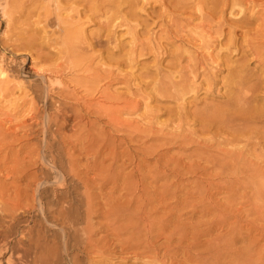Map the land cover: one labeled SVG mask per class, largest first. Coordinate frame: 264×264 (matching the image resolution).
Instances as JSON below:
<instances>
[{"label":"bare ground","instance_id":"obj_1","mask_svg":"<svg viewBox=\"0 0 264 264\" xmlns=\"http://www.w3.org/2000/svg\"><path fill=\"white\" fill-rule=\"evenodd\" d=\"M41 1H43V0H41ZM139 1H142L141 3L144 4V3H149L150 0H44L43 2H40V0H27L28 5H29V9L25 13V16H24V15H22L24 13V10L22 9V11H20L19 9H16V7L21 6V7H19L20 9L21 8H24L25 1L24 2L23 1L22 2H19L17 0H0V8L2 10L1 12L3 14V18H5V19L8 18L9 21L19 20V23L21 22V24H19V25H21V26H22V22H23V20H21V16H24V17L27 18L28 16L31 17L32 14H34V13L37 12V15L38 14L39 15L42 14V17L43 18L41 16L40 17L43 19V21L45 23H49L48 22L49 19L52 18L51 15L52 14L55 15L54 17L56 19V27H57V29H55L56 28L55 26L53 28L54 30L53 29H50L49 28L50 26L52 27L53 25H55V22H54V24H53V21H52V23L50 22L51 24L49 23L50 26L48 27V29H50L52 31H50V34L47 35L48 40L47 41L46 40L45 41L42 40V41L46 42V44L47 43L50 44V46H51L53 43H58L61 40L58 44H55V45H59L60 46L59 47V51H58V49H56V51L59 52L58 54H61V55L63 54L64 57L67 58V60H65V58H63V56H62V59H64V61L63 60L60 61V62H64V63L66 61L67 66L66 67H63L62 66L63 65L62 63H61L62 65H56L58 63H56V64L53 63L55 65H51L49 63L51 65L50 67L48 66L47 68H42L41 66H38L39 69H36V70L34 69L36 71V73H38L39 75L42 74V75H40V76H42V81H43V78H46V80L44 79L45 81H43L46 84V86H45L44 83H43V85L46 87V92H45V88H44V92L46 94L45 96L48 95L47 94L48 93L47 92L48 87L55 85V86L58 87V89L56 91H57V94L59 95V97H63V98H66L68 100H71V104H72V101L76 102L77 103V106H79V107H77V110H79V109L81 111L83 109H85V110L86 109L92 110L93 112H91V113H93V115L94 114L99 115V114H101V112H103L104 114H107L106 117H108V119H107L108 121H106V123H104V124H107L108 123L111 126V129L114 130V132H118V131H121V130H123V131L126 130V131H124V132H126V134L128 133V131L132 132V134L129 133L127 135L124 133L125 134V135L123 134L125 136L124 138H126V136H127V138L130 139L129 141L131 142V144L132 143L133 144L135 143L136 145L137 144L138 145L140 144L137 147H140L138 149H139V151H141V154L142 153L143 154H146V155L149 154V155H151L152 157L155 158V161H153L154 162V164H153L154 167L153 168L152 167L151 168H146V167L149 166V163H148V165L144 166L145 165L144 162H147L146 159H142V160L136 161V157H134L135 155H131L130 152H129V149H128V151H124L123 150V146L124 145L121 144V146H119V149H120V147H122V152L121 153L120 152L118 153V151L115 150V147L116 146L112 148L113 145L111 144L112 146H110V144H108L106 142V144L103 146L104 148H102L101 146L100 147L102 149H104L103 151H108L109 152V156H108L107 153L103 154L105 156H108V158L110 159V161H108L109 164H107V165L104 164L105 157H103V155H102L103 151L100 154H98L99 151H101V148H100V150L97 149L98 150L97 153H96L97 150L94 148L96 151L93 152V149H91L92 150L91 152L96 153V155H98V158L100 157V155H102V158H104V159L102 161V159L100 158L101 159L100 160L101 163H100V161L98 159V162L100 164H97L96 163V161H95L96 159L94 161H92V163H90L91 165L85 163V165L87 164L86 167H85L87 169V171L83 172L81 170V168L78 167L79 166V165H77L78 163L76 162L77 164H75V162H73V159H72L71 155L69 153H67L66 156H67L68 162H67V165H66L65 162H64L66 160H64L63 161L64 162V165L68 166V174H70L73 177L72 179H74L75 182H77L78 184H80L82 188L78 185V189H79V187L81 188L80 190H78L75 186H73L72 187V191H68V192L66 191L68 193V195H66L67 193L65 195H62L63 194L62 192H61L62 194H60L59 192L55 191V192H53V198L51 197L52 200L50 202L48 200V204L46 203V205H45V206H48V207H46V209L49 210L50 213L52 214V215H49L50 217L52 216V219H51L52 221H50V223L52 225L51 224L50 225L52 227L53 226L59 227L60 232L62 233V235L64 237V241H63L64 242V247L67 248V247H74V246H76L78 248V250H77L76 253H73L72 255L71 254L70 255L67 254V260H66L67 263L66 264H109V263H111L110 261L108 263V260H109V258H111V256L109 257L106 254L107 250L111 246H109V243H108V241L106 242V240H105V243L103 242V244L101 245V242L104 239H110L109 236L110 237L112 236V238H111L112 242L110 243V245L116 244V243L119 244L118 246H120V249H118V247L116 248V249H118V251H120L122 253H128V255H130V256L132 255V257H133L134 260H136V261L138 260V262L140 261L142 264H150V263L164 264L165 263V262H163V259L162 258H161L162 260L159 258L160 257L159 256L160 251H156V247L155 246L157 244L156 245L154 244V240L152 238L153 236L151 237V233H152V231H153V233H155V230L157 229L156 230L157 231L156 233L158 235H164V233L166 231L165 230L166 227L164 225L162 226L160 224L157 225L155 223V221H152V220H151V222H148L147 223V219H148V217L150 215L149 216L148 215L147 216L146 215H143L142 216L143 213H141V216H137L136 211L140 207H135L134 206L135 208H132V210H130V211L133 212V214L132 213L131 214H125L124 211H123V209L120 207L121 205L118 206L120 204V196H118V195L116 196V194H115V192L117 190L119 191V188L121 186L123 187V189L125 187H128V189L133 187L132 189H134V187L137 186L138 192H140L139 196L141 195L142 197L141 196L140 197L141 198H144L145 202L143 200L142 201L144 203H147V205H148V203H164V202H166L167 198L168 199L171 198V197H168L169 196L168 194H169V192L171 191L172 188L174 190V192H173V194H174V202L173 203H176V207H177V210L179 212H180L179 207L180 206H183V204L185 205V203H189L188 205L191 206V203L192 204L193 203H196L195 207H196L197 212H198L197 214H199V217H200V218L199 217L198 218L201 219V222H200V220L198 222H200L201 224L202 223H204V224L206 223V225H207V226H205L203 224L204 227H206V228L202 229L200 232H196V233H199V236H200L199 239H201V236L202 237H205V235H209V234H206L209 231H210V233H212L213 230L216 227H222V228L224 227L225 230H226V232L224 233V235L220 239L212 240V239H209L210 236H208V238H206V240L209 239L207 242L206 241L201 242V240L203 238L200 241H198V244L196 243V241H197L198 238H196V240L194 241L195 244H197L196 246H199L198 248H200V252L198 253V258H199V260H202L203 262L206 261L205 264L208 262V259L210 261V259L213 258V257L214 258H217V259H220L221 258L223 260L232 261V262H234V264H236L235 261H237V264H264V110L260 108L261 105H257L256 104V106H254L255 103L253 102V101L256 102L257 100L261 99V97H260L261 96L260 95L261 93H259L260 90L258 91L259 94L256 93L257 92L256 91V92L250 93L249 95H248V92L249 91H247V92L244 91V89H245L244 88V85L249 80H252L251 79V76L253 77V74L252 75L249 74V73L247 74L246 71H245V68H243V66H236L235 65V66H232L231 67L230 65L225 64L226 63V61H225V63H222V64L226 67V71L227 72L226 71L225 72L227 74L225 73L226 76H223L224 77L223 80L220 81V82H222V84H220L221 85V88H224V91L222 92V94L225 96L224 101H222L221 104L218 103L219 104V105L217 104L218 106L208 105L207 103H205V101L204 102L202 101L204 104L202 103V105H201L199 103L201 105V107H199V108L196 107L193 110H190V108H188L189 106L188 107H185V105H186L185 103H184L185 105L183 104V102H184V100H185V98H186L187 95H189V94L191 95V93H192L195 96V94L197 95L198 91L201 89L202 84L201 83H197L196 84V81L195 80L201 79L200 82L202 81V82H204V84H206V87L202 88L203 91H208V92H210L209 90L214 89L218 85V83H219L218 80H216V79H218L216 76L219 73L218 74L212 73L211 70H209V65L212 64V63H214V65H215L216 59H219V61H222V60H220V58H218L220 56V54H222V53L218 52L220 50H218V51L216 50L217 53H215L216 52L215 51L214 52L215 54H213V51H214L213 49L214 48H213L212 37H211L212 34L217 35V38H220V37H224L225 36L226 32L225 33L223 32V28L221 27L222 26L221 23L219 21H217V25L215 27H212L211 25H207V29L206 30H204V26H202V25L199 26L200 28L197 31L199 42H196V43H198V46H197L196 49L191 50V52L193 51V54L192 55H190L191 54V52H190L189 53L190 56H186V57H188L186 64H184V65H182L183 63L181 64V60H183V58H184L185 55H183L184 53L182 54L181 51H183V50L180 49L181 51H179V52H181V53H178V54L176 53L177 55L175 57L174 56H171L172 57V60L170 59L171 61H169V63L166 66H164L167 69V71H168L167 73L168 74L167 75H164V74L159 75L162 72L157 73V75H159V76H157V78H155L156 80L155 79H152V80H154V81H151L153 84L150 83V82L146 83L148 85H149V83L151 84L152 90L155 92L156 95H158V96L160 95V97L161 96L162 97L163 96L164 97L167 96V97H170V98L174 99V101H177V102L180 101V103H182V104H180V106L178 108L175 107V109H177V110H172L173 112L170 111V114L172 113L171 116L168 113L169 114V117H170L169 122L162 123V122H159L158 121L159 123L157 124V121H156V124H154V125H156V126L159 125V127H156L157 129H154L155 126L153 128H152V126H149V123H151L150 121H153V120L155 121V119H153V118H151L153 120H151L149 118L150 121H148V125L147 126H141L142 124L139 123L140 121L138 122L139 124H135L136 122H133L134 124L132 123L133 124L132 125L131 123L126 122L125 120L124 121L122 119L120 120L119 116L122 114L121 111H123L125 109H127V110H129V109L130 110H135V107L137 105H131L132 102L131 103L128 102L130 100L125 101L126 99L121 104L118 100H121V102H122V100H123L122 98L119 99V97L118 98L115 97L112 93H110V92L108 93V91H106L104 89L103 90L100 89L101 82H103V80H106L107 78H109L111 75H114V73L112 74V72H113V71H111L112 69L110 70V67L111 66H108L109 69L107 67H104V68H107L108 70H106V69L103 70V68H101L102 70L101 69H99V70H95L94 69L95 71H93V70H91V68H93V67L90 68L89 66H86V64L84 65V62H85L84 60L87 58V57H85L87 55V53L84 54L85 51H86L85 48H87V49L88 48L93 49L97 45H101L103 43L104 44H106V43L110 44L113 41L112 40V39H114L113 38V35L116 32L114 29L115 28H118V26H122L123 24L124 25L126 24V26L129 24L127 22L128 20L127 19H126L127 21L125 20V16L126 15L132 16L134 14L133 13L134 12V8L136 6H138ZM18 2H19V4H18ZM243 3H245V5L247 3V6H248V4H250L251 6H254L255 3H256V0H168L167 5L166 4L163 5V9H164V13L165 12H168V14H170V15L172 14V17L169 18V21L171 23L175 24L176 23V19H175L176 18V11H185L186 12L187 9H190V12H191V11H193L192 9H193L194 6H198L197 7L198 8L197 10L199 11V15L198 16L203 21H210L213 18L211 15L214 14V13H217V12H220L221 15H223L228 8L230 9L229 10L230 11L229 13H232V12L235 11L237 13V15L238 14L240 15V13H241V14H243L245 16L244 10H240L239 9L240 8V5H242ZM76 4H79L80 6L79 5L76 6ZM205 5L208 6V7H206L208 9V13L207 14L206 13L205 14L203 13L204 6ZM14 6H16V7H14ZM98 6H101V7L108 6V9H106V12L107 13L110 12L111 14L108 15L109 17L105 15V17H107L105 19L106 20L105 23L104 24H101L100 23L101 26L96 30L97 31V33L95 34L96 36L94 35V33L92 34V37H93V35H94V37L92 39H90V40H93L94 39V41L93 42H88L87 43V46H85L84 43H83V41L85 40V38L82 35L83 29L80 28V27L77 29L75 27V25H74L75 24L74 23L75 21L73 23L71 22L72 21L71 19H73L74 17L71 18V19L69 18L71 16L70 13L73 12V11H75V14L76 15L73 14L74 12L72 14L74 16H77L78 19L76 17L75 18H76V21L79 23L80 22L79 10L81 12L82 9L83 10L85 9V10H87L89 12V16H91L92 14L95 13L94 10ZM123 6H125V7L127 6V8H125L126 9L125 12H123ZM237 7H239L238 8L239 11L236 10ZM171 8L173 10H170ZM194 9H196V8H194ZM245 10H246V8H245ZM62 11L64 13H66V16H67V13H69V16H67L68 19L66 17L63 18V19L66 18L67 19V20L65 19L66 21H64L63 19H61L62 17L60 18V16L62 15L60 12H62ZM95 11L97 13V10H95ZM40 12H42V13H40ZM239 15H238V17H239ZM89 16H87V17L89 18ZM87 17L85 18L86 20H87ZM35 18H36V14H35ZM41 18H39V20ZM242 18H245L246 19V17H241V18H238L236 21L237 22H243L244 20H242ZM23 19H25V18H23ZM39 20H37V21H39ZM246 20H248V18ZM247 22H246V24H247ZM249 22H250V20H249ZM12 23H13V21H12ZM34 23H35V21H34ZM39 23H40V21H39ZM39 23L37 22L36 23V26ZM45 23L43 24L44 27H45ZM261 23L262 22L260 21V24ZM205 24H207V23L205 22ZM246 24L245 23L243 25L240 24V26L243 27ZM262 25H263L262 31L261 30H258V29L261 28L260 26H259L260 28H257L256 30L260 31L263 34L264 33V23ZM10 26H12V25H10ZM34 26H35V24H34ZM160 26L163 27L164 24H160ZM8 27H9V25H8ZM44 27H43V29H45ZM229 27H228V29H229ZM13 28H12V30H13ZM17 29H18V27H17ZM34 29H35V27H34ZM34 29H33V31H35ZM40 29H42V28H40ZM48 29H47V31H49ZM232 29H234V28H232ZM9 30H10V28H9ZM162 30H163V28H161V31ZM195 30H196V27H195ZM230 30H231V27H230ZM25 31H27V29ZM130 31H133V30H130ZM227 31H229V30H227ZM247 31L249 32V30H247ZM38 33H40V32H38ZM229 33H230V35H229L230 37L229 38L227 37L228 36L227 34L225 36V37L228 38L226 40L228 42L227 43L226 42H223V43H226L225 45H223L224 46L223 49L224 50H228V51L230 50V48L232 46L236 47V45H237L236 44L237 43L236 42L237 39H235L236 38V35L233 34V31L232 30L229 31ZM251 33L249 32L248 33V36H249V34L251 35ZM253 33H255V32H253ZM14 34H16V33H14ZM43 34H46V32H44ZM55 34H59V35H56L55 36ZM231 34L234 35L235 37L234 36H231ZM16 35H21L20 34V31H19V34H16ZM34 35H35V33H34ZM34 35H30V36L28 35L29 36V39H27L25 37L27 40H26V42L23 40L24 41L23 43H20V42H22L20 40H19L20 42L16 43L15 45H14V41L15 40L11 41L13 44L11 42H9L8 44L11 43V45H10L11 48L9 47V45L7 46V45H4V43H3V45H4V46H2L3 48L7 46V47H9L11 49V51H9V53H8V50L6 49L7 47L5 48L7 51L3 50V52H1V48H2L1 45L2 44L0 45V95L1 94L2 95H6V93L9 95V93L7 92L10 89L9 88V85L13 84L12 81H15V78L13 80H11V76L13 77V76L17 75L18 78L22 79L21 77L23 75L21 77H19V76L21 75L20 74V71H23V68H24V66H21L20 64H19L20 65V68H18L19 67V65H18V67H17L18 69H15V67H13L14 70H13V68L10 67V65H7V66L4 65V66H2V60L6 56L5 54H8V55L9 54H12V55L18 56V53L14 54L15 51H18L21 48H23L25 50L31 48V47H28V46H31L33 43L35 44V42L37 41L36 36H34ZM135 35H136V32H135ZM135 35H133V38H134ZM9 36H10V33H9ZM9 36H8V38H9ZM24 36L25 35H22L20 37L23 38ZM40 36H41V33H40ZM245 36L246 35H244V37ZM256 36H260V33H257L256 35H253V36L251 35L247 39L245 38L244 42L247 44L248 48H244V50L245 49H248V51H244L242 49V52H249L252 55L254 54L259 59L261 57L264 58V48L261 47V45H260L261 42H260V44L258 42H255L256 41V38H255ZM15 37H17V36H14V38ZM20 37H19V39H20ZM58 37H62V38L57 42V38ZM40 38H38L39 41H40ZM43 38H45V37H43ZM237 38H239V36ZM261 38L262 37H260V39ZM10 40H12V39H10ZM134 41H136L135 38H134ZM138 41H140V40H138ZM220 41H221L220 43H222V40H220ZM156 44H154L152 42H148V43H145L144 42L143 43V41L142 42H138V43L135 42V43H133V45L131 44L132 47H130L131 54H129V58H128L129 61H131L133 63L135 61V59L137 58V56H144L145 54L150 53V50H154V49L157 50L158 47L161 48L160 46H158ZM240 44H241V42H240ZM35 45H37V44H35ZM42 46H44V45H42V43H41L38 47L41 49ZM240 47H241V45H240ZM218 48L220 49L219 46L217 47V49ZM32 49H29V50H32ZM34 49H35V47H34ZM36 49H38V48L36 47ZM231 50H233V49H231ZM239 50H241V49H239ZM39 51L40 50H38V52ZM237 51H238V49H237ZM25 52H22L21 51L20 56L21 55H27V54H25ZM38 52L36 54L34 53V55H37ZM176 52H178V51L176 50ZM32 53H30L29 55H31ZM229 53H232V51L229 52ZM89 54H90V52H89ZM240 54H238V56ZM39 55L40 56H43V55L45 56V54L42 55V52H39ZM91 55H90V57H91ZM31 56L33 57V55H31ZM46 56H47V54H46ZM109 56H110V59L109 60H112L113 59L112 57H114L113 53L112 54H109ZM240 56L242 58L244 57L243 54L240 55ZM59 57H61V56H59ZM227 57H229L228 54H227ZM227 57H226V59H227ZM49 58L46 57V59H48V60H49ZM121 58H123V57H121ZM237 58H236V60H237ZM6 59H7V57H6ZM12 59L9 58V62L7 61L8 64L11 63V62H13ZM23 59H24V57H23ZM86 60H88V59H86ZM90 60L92 61V59H90ZM114 60H115V58H114ZM239 60L242 61V59H239ZM246 60H247V58H246ZM118 61H120V60L118 59ZM183 61H185V60H183ZM234 61H235V59H234ZM238 61H237V63H239ZM243 61H245V57H244ZM248 61L249 60H247V62ZM24 62L25 61H23V63ZM44 62H46V61H44ZM88 62H87V64H88ZM114 62H113V65H114ZM227 62H228V59H227ZM247 62H245V63H247ZM23 63L21 62V64H23ZM118 63H121V62H117V64ZM229 63H231V62H229ZM237 63L235 62V64H237ZM122 64H123V62H122ZM241 64H243V62H241ZM34 65L37 66L36 64H34ZM34 65H33V67H34ZM115 65H116V63H115ZM129 65H127V66H129ZM96 66L98 68L101 65H99V66L96 65ZM96 66H95V68H96ZM224 66H222V67H224ZM245 66L247 67V65H245ZM65 68L67 70L71 71L70 73H73L71 75V77L69 78V80L67 79L68 81L61 80V79L64 78L63 76H62L63 78H56V77H52V78L48 77L47 78V77H45L43 75V73H50V74H53V75L54 74H57V73H62L64 70H66ZM116 68H119V67H116ZM214 70H216V67H215ZM217 71L219 72L220 70L217 69ZM185 72H187V73H185ZM76 73H80V75H83V76H80L79 74H76ZM25 74H28V73H25ZM29 74H30V72H29ZM84 74H87V75L84 76ZM30 75H32V74H30ZM173 76H176L177 79L176 80H173ZM190 77H191V80H190ZM255 77H257V76H255ZM65 79L66 78H64V80ZM115 79H116V77H115ZM115 79H113V80H115ZM28 80H32V79L29 78ZM33 80H35V79L33 78ZM254 80L256 82L258 80V78L254 79ZM107 81H108V79H107ZM252 82H249V85H250V83L252 84ZM20 83H23V82L20 81ZM28 83H30V82H28ZM33 83H35V82H33ZM70 83L72 84V86L76 87V90L80 89L82 91V92L80 91L81 94L83 93V94H85V96H91L92 97V95L94 96L95 94H98L99 100L96 98L97 101L92 102V98L93 97L91 98V101H88L87 97H86L87 101L84 100L82 97H80V95H79L80 93L78 94L79 96L77 95V93L74 90V88L73 89H70L69 88L71 86ZM69 84H70V86H68ZM247 84H246V86H247ZM253 84L257 87V86H259L258 84H260V81H258V84H257V82L256 83H253ZM43 85H42V87H43ZM104 85H106V84H104ZM13 86H15V84ZM16 86H17V84H16ZM149 86H148V88H149ZM10 87H12V86H10ZM101 87H103V86H101ZM218 87H220V86H218ZM250 87H252V86H250ZM28 88L29 87H27V89ZM35 88H33V89H35ZM247 88L249 90V87H246V90H247ZM261 88H263V87H261ZM19 89H21V88H19ZM36 89H38V88H36ZM253 89L254 88H252L251 90H253ZM29 90H30V88H29ZM42 90H43V88H42ZM217 90L219 91L221 89L217 88ZM255 90H258V89H255ZM10 91L11 90H9V92ZM24 91L25 90H23V94H24ZM37 91H35V93ZM40 91L41 90H39V92H38V96H41L42 95V94L39 95ZM32 92H34V91H32ZM25 93H26V91H25ZM29 93H31V92H29ZM151 94L152 93L150 92V95ZM26 95H28V94H26ZM32 95H30V97ZM82 96H84V95H82ZM147 96H148V98H150L149 97V94ZM147 96H145V97H147ZM5 97L8 98V96H5ZM153 97L155 98V95L152 96V98ZM32 98H33V96H32ZM63 98H61V99H63ZM148 98H146V99H148ZM213 98H215V97H213ZM34 99L35 98H33L32 100H34ZM39 99L38 100L35 99L36 102L37 101H40ZM203 99H205V98H203ZM46 100L44 99V101H46ZM149 100H151V99H149ZM64 101H66V100H64ZM185 101H187V100H185ZM28 102H27L28 105L30 103H32V102H30V103H28ZM50 102H51V100H50ZM59 102H61V101H59ZM177 102H176V104H177ZM39 103L40 102H38V104ZM44 103H46V102H44ZM52 103L53 102H51L50 104H52ZM144 103H146V102H144ZM186 103H188V102H186ZM133 104H134V101H133ZM138 104H139V102H138ZM62 105H64V104H62ZM62 105H60V107L61 108H64ZM67 105H68V103L67 104L65 103V106H67ZM257 106H260V107H257ZM29 107H30V105H29ZM46 107H47V105H46ZM60 107L58 106L57 108H60ZM33 108H34V106H33ZM42 108H40V109H42ZM47 108H49V107H47ZM75 108H73V109H75ZM27 109H28V107H27ZM36 109L38 110L39 107L36 108ZM33 110H35V109H33ZM59 110H61V109H59ZM7 111H8V109H7ZM53 111L56 112L55 110H53ZM71 111H72V109H71ZM26 112L23 111V113H26ZM120 112H121V114H120ZM88 113H90V112H88ZM72 114L73 113H71L69 115H72ZM75 115H76V113H75ZM78 115H79V112H78ZM24 116H26V115H24ZM62 116H64V115H62ZM151 116H152V114H151ZM151 116H149V117H151ZM26 117H28V115ZM37 117L38 116H36V118ZM76 117H77V115H76ZM81 117L82 116L80 114V118ZM99 117L101 118L102 116L99 115ZM43 118H44V116H43ZM53 119H55V118H53ZM81 119H83V118H81ZM190 119L193 120V121L191 120L192 122H196L198 124V128H199V129H197L198 131H201V132H204V133L209 134V137L208 138H205V139H203L204 137H201L202 139H199V138L198 139H194V136L193 135H190V133H189L190 131L187 132L190 129L189 125H187L189 128H184L185 127L184 124H188V121ZM4 120L2 119V121H4ZM76 120H77V118H76ZM37 121H38V118H37ZM63 121H64V119H63ZM191 121H190V123H191ZM0 122H1V120H0ZM26 122L27 121H25V123ZM62 122H60V123L62 124ZM64 122H67V121H64ZM84 122L85 121H82V123H84ZM91 122H93V121H91ZM91 122H89V123L90 124H94V126H95V123L96 122L95 123H91ZM25 123H23V121H22L21 124L23 125ZM28 123L30 124V122H28ZM76 123H77V121H76ZM82 123H81V126H82ZM196 123H195V125H196ZM1 124H2V122H1ZM64 124H67V123H64ZM44 125H45V123H44ZM62 125H59V126H56V127H58V129H60V128H62ZM83 125H85V124H83ZM152 125H153V123H152ZM170 125H171V128H168V127H170ZM3 126H4V124H3ZM30 126H27V127H30ZM39 126H40V124H39ZM190 126H192V125L190 124ZM24 127H26V125H24ZM42 127H44V126H42ZM102 127H103V130H104V126H102ZM32 128H34V127H32ZM65 128L66 127L62 128V129H65ZM108 128H110V127H108ZM1 129H2V127H0V131H1ZM47 129H49V128H47ZM58 129L56 128V131ZM71 129H72V127H71ZM73 129H76V127H73ZM82 129H83V127H82ZM25 130H27V129H25ZM78 130H80V129L78 128ZM83 130H84L83 132H88L89 129L87 131H85V129H83ZM106 130H107V128H106ZM29 131H31V129ZM40 131H41V129H40ZM76 131H77V129H76ZM192 131H194V129ZM51 132H52V130H51ZM101 132H103V131H101ZM107 132H108V130H107ZM2 133H5V132H2ZM2 133H1V135H2ZM12 133H11V135H9V133L7 135H9V137L10 136H14V135H12ZM44 133H45V131H44ZM65 133L66 132L64 130V133L63 134H65ZM108 133H111V132L109 131ZM193 133L195 134V132H193ZM73 134L76 135L77 133L75 132ZM119 134H120V132H119ZM4 135H2V136H4ZM7 135H5V136H7ZM77 135H79V134H77ZM85 135L86 134L83 135L84 138H85ZM95 135H97V134H95ZM104 135H105V132H104ZM198 135L200 136V134H198ZM2 136H0L1 142L3 140L1 138ZM16 136H15V138H16ZM51 136H54V135L51 134ZM65 136H63V137L65 138ZM81 136L82 135H80V137ZM107 136L109 137L110 135L107 134ZM59 137H62V135L59 136ZM76 137L77 136H75V139H76ZM133 137H135V138H133ZM5 138H8V137H5ZM102 138H103V136L101 137V139ZM110 138H112V137H110ZM90 139H91V137H90ZM104 139H105V137H104ZM135 139H138V140H135ZM65 140L66 141L68 140L67 137H66ZM65 140H64V142H65ZM111 140L114 141V138L111 139ZM76 141H77V139H76ZM82 141L83 142H79L78 141V143H81L82 145H84L83 143H85V142H84V140H82ZM96 141H99V138ZM117 141H119V140L117 139ZM122 141H124V140L122 139ZM149 141H151L152 144ZM173 141H174V143L177 142V141H179V142H181L184 145L187 144V145L192 146V148H190L192 150V152L188 153V155L186 156V160L187 161L186 160H183L182 158L180 159V158H177V157H175V158L174 157H172V158H170V157L166 158L165 157L166 154L165 155L162 154L163 152L160 153L161 148H163L164 146L170 144V142L173 143ZM243 141L245 142V144L239 146V144L241 142H243ZM124 142L127 143V139ZM124 142H123V144H125ZM45 143H46V141H45ZM73 143H75V142H73ZM73 143H72V145H73ZM155 143L157 145H154ZM158 143H160V144H158ZM178 143H177V145H178ZM92 144H97V143L94 142ZM92 144H90L87 148L94 147V145L92 146ZM97 145L99 146L100 144H97ZM114 145H117V144H114ZM29 146H26V147L29 148ZM34 146H33V148H34ZM37 146H38V144H37ZM60 146H62V145H60ZM73 146H75V145H73ZM170 146L172 147L171 144H170ZM170 146H169V148H170ZM57 147L59 148V145ZM82 147L83 146H81V148ZM42 148L44 149V147H42ZM83 148H85V147H83ZM22 149H23V147H22ZM22 149L20 148L18 151H21ZM54 149H56V148H54ZM31 150H33V149L31 148ZM47 150H46V152H47ZM50 150H51V148H50ZM58 150H61V148L58 149ZM74 150H73V152H74ZM0 152H1V150H0ZM23 152H30L31 153L33 151H30V149L28 151H25V149H24ZM39 152L40 151H38L37 156H38ZM91 152L90 153L87 152V153L88 154H91ZM5 153H7V152H5ZM17 154H15L16 155V159L18 158V155L19 154H20L19 158H21V153L19 152V154L18 155ZM26 154H24V155H26ZM65 154H66V152H65ZM82 154L85 155V153H82ZM27 155L29 157L30 154H27ZM32 155L33 154L30 155L31 156V159L30 160L33 159L32 158L33 157ZM3 156H0V157L3 158ZM23 156H22V158H25ZM79 156H81V155H79ZM93 156H94V154H93ZM13 157L15 159V156L14 155H13ZM44 157H45V154H44ZM75 157H76V154H75ZM85 157H86V155H85ZM124 157L126 159H123ZM148 157H150V156H148ZM2 158H0V159H2ZM51 158H53V157H51ZM58 158H59V156H58ZM108 158H107V160H108ZM45 159H47V157ZM76 159H77V157H76ZM7 160L10 161L11 159H7ZM7 160H5V161H7ZM15 160H14V162H15ZM17 160H16V163H17ZM22 160H24V159H22ZM25 160H26V158H25ZM30 160L28 159V161H30ZM37 160H38V158H37ZM61 160H59V161H61ZM81 160H83V159H81ZM81 160H80V162H81ZM91 160H93V159H91ZM119 160L121 161V163L120 164H117V162ZM21 161L18 162V164H17L18 167L22 164ZM59 161L57 160V163H59ZM125 161L127 163H125ZM184 161H186V162H184ZM14 162L12 163V164H14L13 165V171L15 169L14 166H16ZM32 162H31L30 165H34V164H36V162H38V164H40L39 161H33L32 160ZM6 163L7 162H5V164ZM19 163H20V165H19ZM23 163H24V161H23ZM55 163L56 162H54L53 160H50V161L48 160V163H46V165H47V167L51 171H54V170L56 171L55 168L57 167L56 166L57 163L56 164ZM60 163H62V162H60ZM82 163H84V161L81 162V164ZM5 164L2 165V166L4 167ZM24 164H22V166ZM44 164L45 163H43V165ZM127 164L128 165H132V164L134 165L132 167L131 171L129 170L130 172L128 171V168H127L128 173H126V170H125L126 169L125 166ZM26 165H27V163H26ZM36 165H34V166L36 167ZM27 166L25 168L28 169L29 167H27ZM59 166L62 168L63 165L62 166L59 165ZM18 167L16 166V169ZM20 168H22V167L20 166ZM25 168L23 166V169L24 170H25ZM85 168H82V169H85ZM23 169H21V170H23ZM62 169L64 170V172H62L63 171ZM62 169H60L62 171L60 172L59 178L56 177V179L54 181H49V177L50 176H48V175H45L44 176L43 174H40V176H39L38 175V172H34V170L31 173H28L27 172L26 174H24L25 176H27V179H26V181H23V180L22 181L23 182H26V183H24V185H26L27 187H29L28 185L31 182H35V183L37 182V185L36 186H38V189L40 188L39 190H41V192L50 183H54V185L55 184H59V185H57L58 187H55L56 189L59 188V187L62 188L64 186V182H62V181L64 180V176L63 175L65 173V169L64 168H62ZM4 170H5V168H4ZM17 170H20V169H17ZM58 170L59 169H57V171ZM89 170H91V171H94V170L96 171L97 170L98 175L96 177H92V176L91 177H88V171ZM40 171H44V169H42ZM45 171H47V170H45ZM124 171H125L126 174L124 173ZM17 172L15 170L14 171V174H16ZM183 172H185V173H183ZM19 173H20V171H19ZM95 173H93L92 175H94ZM171 173L174 174L173 175L174 180H173L172 177L171 178L169 177V175ZM186 173L187 174H192V176H193V173L194 174H197V178L193 182V184L196 187V189L194 190V192H193V189H192L191 192L189 190L190 194L191 193L192 194L189 195V193H188L189 196L187 198L185 197L183 199L182 198V195H181L182 190H183V188H185L186 190L188 189V186H187V188L185 187L186 186L185 184L187 183V181L184 184L183 183V179H182V175H185ZM45 174H47V173L45 172ZM66 174H67V172H66ZM20 175H18V176L19 177H21V176L23 177V175H21V176ZM183 177H185V176H183ZM194 178H188V179H192L193 180ZM19 179H21V178H19ZM169 179H171L172 181H170ZM24 180H25V178H24ZM27 180H28V182H27ZM51 180H52V178H51ZM161 180L162 181L164 180V182H161ZM189 183L190 182H188L187 184H189ZM67 186H70V185H67ZM26 188L24 190L22 188V191H24V193H25ZM29 188H31V187H29ZM29 188H27V189L29 190ZM60 188H59V190H60ZM67 188H65V189H67ZM106 188L108 189V191L106 190ZM46 190H48V188ZM69 190H71V189H69ZM31 191L29 193H28V191H26V193H28L30 195H33ZM187 192H188V190H187ZM26 193H25V195L23 194L24 197L26 196ZM35 193H37V192H35ZM44 193H46V191ZM129 193H131V192H129ZM184 193L185 192H183V194ZM2 194L3 193L1 192L0 198L2 197V199H3L4 196H2ZM132 194H134V193H131V195H129V196H131L130 199L127 197L129 199V202H131L133 200V195ZM218 194H221V195L223 194L222 196H218L219 198L222 197V201L220 200L221 198L219 199L217 197ZM34 195H37V194H34ZM40 195H43V193L40 194ZM51 196H52V194H51ZM30 197H33V196H27V200H29ZM51 198H49V199H51ZM39 200H40V198H39ZM39 200H37V201H39ZM31 201L29 203H31ZM140 201L141 200H139V202ZM7 202L8 201H6V203ZM25 202H26V200H25ZM50 203H52V204L54 203L53 208L49 207V206L52 205V204L50 205ZM73 203L74 204L75 203H78V204H77V206H74ZM166 203H168V201ZM181 203H183V204L181 205ZM38 204L41 206V209H39V210H42V211H45L46 210L45 207L43 206V203H40V202L38 203L37 202V205ZM136 204L138 205L137 202H136ZM31 205H32V203H31ZM134 205H135V203H134ZM20 206L23 207V210H25L24 209V206H28V204L27 205L24 204L23 206L22 205H20ZM132 206H133V204H132ZM172 206H174V205L172 204ZM11 207H12V205H11ZM186 207H188V206H186ZM5 208H7V207H5ZM27 208L28 207H26V209ZM136 208H138V209L136 211H133V209L135 210ZM167 208H168V206H167ZM181 208L184 209V207H181ZM159 209H161V208H159ZM174 209H173V211H174ZM9 210H11V208L8 209L7 211H9ZM161 210H163V209H161ZM152 211H153V209H152ZM152 211H150V212L152 213ZM163 211H165V210H163ZM194 211H196V210H194ZM24 212L25 211H23V213ZM48 212H47V214H48ZM134 212H135V214H134ZM159 212H156V213L159 214ZM39 213H41V211ZM98 213H100L102 215L103 222L101 223L98 220V222H97L98 224L97 223L94 224L92 222V218L94 217L93 215H95V214L99 215ZM138 213L140 214V212H138ZM156 213H155V215H156ZM163 213H165V212H163ZM163 213H162V215H163ZM8 214H9L10 220H15L16 217H17L16 216L17 214L15 215V214H13V212H9ZM32 214H34V212L31 213V215ZM47 214H46V211H45V214L44 215H47ZM181 214H184V212L181 213ZM36 215H37V211H36ZM41 215H42V213H41ZM162 215L160 213L158 215V217L159 216H162ZM191 215H192V213H191ZM34 216H35V214H34ZM91 216H93V217H91ZM151 216H152V214H151ZM171 216H172V214H171ZM184 216H186V215H184ZM158 217H156V218H158ZM175 217H177V215ZM179 217H180V214L178 213L177 223H175L177 225L176 226L177 228L175 227L176 228L175 230H178V231H176L177 232V235L176 236H178L179 234H181L180 231H182V230H180V226H181V223H183V222H181L183 219L180 221V219L178 220ZM207 217H210V218L208 219ZM241 217H245V219H247V220H245V219L242 220ZM46 218H48V216ZM181 218H183L182 215H181ZM204 218H205V220H203ZM206 218L208 219V221L206 220ZM232 218H234L233 221H231ZM240 218L242 220V224H243V222L246 221L244 223L247 226V228H246L247 232L246 233L244 232V230L242 231L243 228L245 229V226L244 227H238L237 226V224L241 221ZM32 219L36 220V218H32ZM149 219H150V217H149ZM40 220H41V218H40ZM196 220H197V218L195 219V221ZM42 221L43 220H41V222ZM94 221H97V220H94ZM175 221H176V219H175ZM175 221H173V222H175ZM184 221H185V219H184ZM34 222H38V221H33V223ZM163 222H164V220H163ZM30 223H32V222H30ZM39 223H40V221H39ZM39 223H38V225H39L40 228L35 227L37 225L33 226V225L30 224L31 227L33 226L36 229L35 230V236H34L35 238H33V236H32V234H33L32 233L33 232L32 229H27L26 232L23 231V232H25L24 235L27 236V238H25V240L27 239L28 240V243H33L34 250H32V251H30L32 249L31 248L32 246L31 247L26 246L25 242L23 244V241H22V243L20 244L19 247L11 246L10 245V242H5L6 237H4V235H3V243L6 246V248H8V250H9V256H8V258L6 260V263L7 264H50V261H49L50 258L48 259V256H47V249H48V245L47 244H48V242H46L47 243L46 244L45 241H44V239L42 238L44 235H41V234H42V232H44V230L42 232L40 231V229H41V226H40L41 223L40 224ZM186 223H184L185 225L183 224L184 228H187V227H185V226H187ZM258 223H260V224H258ZM96 224L98 226L100 225L101 228H104V231H105L104 234L105 235L102 236L103 235L102 234L101 235V238H97V237L95 238L94 237V235H95L94 233H95L96 228H97ZM146 224L148 225L147 227L145 226ZM187 224L189 226V223H187ZM190 224H193L195 228L197 227V226H195L196 224H194V220ZM142 225H144V226H142ZM168 225H170V224H168ZM95 226H96V228H95ZM191 226H189V227L191 228ZM202 226H200V227L202 228ZM171 227H174V226H171ZM181 228H182V226H181ZM192 228H193V226H192ZM55 230H56V228H55ZM167 230H169V227H168ZM188 230H190V229H188ZM48 231H49V229H48ZM52 231H53V229H52ZM215 231H216V229H215ZM186 232H187V229H186ZM190 232H191V230H190ZM51 233H53V232H51ZM148 234H149V236H148ZM189 234H191L190 236L193 235L192 233H189ZM98 235L100 236L99 233H98ZM158 235H156V237H159ZM182 235H184V234H181V236ZM6 236H7V234H6ZM187 236H189V235H187ZM194 236H196V234H194ZM176 238L177 239H180L181 237L180 238L176 237ZM192 238H193V236H192ZM192 238H190V241L192 240ZM154 239H155V236H154ZM187 239H189V238H187ZM27 240H26V242H27ZM71 240L73 241V243L70 242ZM60 241H62V240L60 239ZM187 241H186L188 243L187 245H189L190 244V241L189 240H187ZM63 242H62L61 245H63ZM182 242H185V240L183 239ZM238 242H241L243 244L246 243V245L241 244L242 247H240V245L237 244ZM56 243L57 242H55V244ZM167 243H169V242L167 241ZM235 243L238 245L239 248L235 249V247H233V245ZM106 244L108 245V247H106ZM99 245H101V246H99ZM160 245H161V243H160ZM182 245H184V243ZM173 246L175 248V245H173ZM186 246H182V247H185L186 248ZM193 246H194L195 249L197 248V247H195L194 243H193ZM193 246H189L190 249ZM202 246L205 247V248L203 249ZM56 247L59 248L60 246H56ZM51 248H53V247H51ZM55 248H53V249H54L55 252H57ZM114 248L115 247H113V249ZM194 248H192V251H193ZM53 249H52V251H53ZM178 249H180L179 246L176 249V252H177ZM195 249H194V251H195ZM185 250H187V249H185ZM54 251H53V253L48 254V255H51V257H52V255L55 256V252ZM90 251H92V253H90V255L93 254V255L96 256V254L99 253L97 255H98V257H100L102 259V261L101 260L98 261L99 259L98 260H93L92 257H91L92 255L91 256H88ZM161 252H162V250H161ZM172 252L173 251H171V250H165L164 249V251L162 253H163V256L165 257L166 255H169V256L172 255V254H170ZM184 252L187 253L186 251H184ZM128 255H126V257ZM45 256H47V257H45ZM82 256H84L83 258H85V261L82 259ZM112 256H113V254H112ZM114 256H116V255H114ZM196 256H197V253H196ZM126 257L125 258H122V259L125 260ZM180 257H181V251H180ZM193 257H195V256H193ZM94 258H96V257H94ZM118 258H120V256L117 257L116 259H118ZM127 258H130V257H127ZM189 258H190V255H189ZM198 258L195 257V259H197V260H198ZM53 259L55 260V257ZM164 259L166 260V258H164ZM178 260H180V259H178ZM106 261H107V263H106ZM113 261H112V263H113ZM172 261H173V258H172ZM52 262L53 261L51 260V264H52ZM215 262L217 263V260ZM59 263H61V262H59ZM119 263H121V262H118V264ZM170 263H171V261H170ZM212 263L213 262H211V264ZM218 263H219V261H218ZM199 264H201V263L199 262Z\"/></svg>","mask_w":264,"mask_h":264},{"label":"rangeland","instance_id":"obj_2","mask_svg":"<svg viewBox=\"0 0 264 264\" xmlns=\"http://www.w3.org/2000/svg\"><path fill=\"white\" fill-rule=\"evenodd\" d=\"M17 1H19V2H24L25 1V4H24V8H19V7H21V6H18V7H16V6H14V7H16V9H19L20 11H22V9L24 10V13L22 14V15H24L25 16V13L28 11V9H29V5H28V2H27V0H17ZM44 1V0H43ZM43 1H41L40 0V2H43ZM19 2H18V4H19ZM142 1H139V4H138V6H136L135 8H134V14L132 15V16H128V15H126L125 16V20L129 23L127 26H126V24L124 25H122V26H118V28H115L114 30L116 31L115 32V34L113 35V38L115 39H112L113 41L110 43V44H108V43H106V44H101V45H97L96 47H94L93 49H91V48H85L86 49V51H85V53L84 54H86L87 53V55L85 56V57H87L86 59H88V60H84L83 62H84V65L86 64V66H89L90 68L91 67H93V68H91V70H93V71H95V70H99V69H101V68H103V70H108L109 68H108V66H111L110 67V70L111 71H113L112 72V74L114 73V75H111L109 78H107L108 79V81H107V79L106 80H103V82H101V84H100V89L101 90H106V91H108V93L110 92V93H112L115 97H119V99H123L122 100V102H121V100H118L121 104L123 103V101L125 100V101H128V100H130V101H128V102H132V104L131 105H137L136 107H135V110H127V109H125V110H123V111H121L122 112V114H121V112H120V116H119V118H120V120L122 119L123 121L125 120L126 122H128V123H133V122H136L135 124H139V123H141L140 125L141 126H147L148 125V121H150V119L151 118H153V119H155V121L153 120V119H151V120H153V121H150L151 123H149V126H152V128L154 127V129H157L156 127H159V125H154V124H156V121H157V124L159 123V122H162V123H167V122H169V120H170V117H169V114H170V111H172V110H177V109H175V107L176 108H178L179 106H180V104H182V103H180V101L179 102H177V101H174V99H172V98H170V97H167V96H161L160 97V95L158 96V95H156L155 94V92L152 90V86H151V84L150 83H152L151 81H154V80H152V79H155V78H157V76H159V75H162V74H164V75H167L168 73V71H167V69L164 67V66H166L168 63H169V61H171L172 60V57L171 56H176L178 53H181L182 52V54L183 55H185L184 56V58H183V60H185V61H183V60H181V64L182 65H184V64H186V62H187V59H188V57H186V56H190V55H192L193 54V51L191 52V50H194V49H196L197 48V46H198V43H196V42H199V40H198V33H197V31H198V29L200 28L199 26H204V30H206L207 29V25H211L212 27H215L216 25H217V21H219L220 23H221V27L223 28V32L225 33L226 32V34L228 35L227 37L229 38L230 36V33H229V31H233V34L234 35H236V38L235 39H237L236 40V47H234V46H232L231 48H230V50L231 49H233V50H231L232 51V53H229V52H231L230 50L228 51V50H224L223 48H224V46L223 45H225L228 41H226L228 38L227 37H225L226 36V34H225V36L224 37H220V38H217V35H215V34H212L211 35V37H212V44H213V54H215V53H217V51L218 50H220V51H218V52H220V53H222V54H220V56L218 57V58H220V60H222V61H219V59H216V63H215V65H214V63H212V64H210L209 65V70H211V72L212 73H216V74H218L216 77L218 78V79H216V80H218V85L214 88V89H212V90H209L210 92H208V91H203V89L202 88H204V87H206V84H204V82H200V80L201 79H198V80H195L196 81V84L197 83H201L202 84V87H201V89L198 91V93H197V95L195 94V96H194V94H192L191 93V95L189 94V95H187L186 96V98H185V100H187V101H185L184 100V102H183V104L185 105V107H188V108H190V110H193L194 108H196V107H201V105H202V103L205 101V103H207L208 105H215V106H218L219 104H221V102L222 101H224V98H225V96L222 94V92L224 91V88H221V85L220 84H222V82H220L221 80H223V76H226V67L222 64V63H225V61H226V63L225 64H228V65H230L231 67L232 66H243V68H245V71H246V73L248 74H253V77L251 76V79L252 80H249L246 84H247V86H246V84L244 85V91L245 92H247V91H249L248 92V95L250 94V93H252V92H256V93H258V91H259V93H261L260 95V97H261V99H259V100H257L256 102L255 101H253L252 103L254 104V106H256V104L257 105H261V107L260 106H257V107H260L261 109H263L264 110V58H257L254 54L252 55L251 53H249V52H242V49L244 50V48H248V46H247V44L244 42V40H245V38L247 39V38H249V36H253V35H256L257 33H260V36H256L255 38H256V41L255 42H258L259 44H260V42H261V47H263L264 48V33L262 34L260 31H258V30H261L262 31V29H263V23H264V0H256V3H255V5L254 6H251L250 4H248V6H247V3H246V5H245V3H243L242 5H240V8L239 7H237L236 8V10H238L239 11V9L240 10H244V14H245V16L243 15V14H241L240 13V15H239V17H238V15H237V13L234 11V12H232V13H229L230 11V9L228 8L227 10H226V12L223 14V15H221V13L220 12H217V13H214V14H212L211 16L213 17L210 21H203L201 18H199V11L197 10L198 8V6H194L193 7V11H191L190 12V9H187L186 10V12L185 11H176V23L175 24H173V23H171L170 21H169V18H171L172 17V14L170 15V14H168V12H165L164 13V9H163V5L164 4H166L167 5V3H168V0H150L149 1V3H144V4H142L141 3ZM38 3V2H37ZM77 5H79V4H76V6ZM80 6V5H79ZM242 6V7H241ZM206 7H208V6H204V11H203V13L205 14H207L208 13V9L206 8ZM253 7V8H252ZM125 8H127V6L125 7V6H123V12H125L126 11V9ZM194 8H196V9H194ZM239 8V9H238ZM245 8H246V10H245ZM106 9H108V6H104V7H101V6H98L97 8H95V10H97V13H96V11L94 10V14H92L91 16H89V12L87 11V10H81V12H80V10H79V18H80V22L78 23L77 21H76V18H77V16H74V15H76L75 14V11H73V12H71L70 13V19L71 18H73V19H71L72 21V23L74 22L75 24V27L78 29L79 27L80 28H82L83 29V33H82V35L84 36V38H85V40L83 41V43H84V45L85 46H87V43L88 42H93L94 41V39L93 40H90V39H92L93 37H94V35L97 33V29L101 26V24H104L105 23V19L107 18V17H105V15L106 16H108L109 14H111L110 12H106ZM170 10H173L172 8L170 9ZM2 10H1V8H0V45H1V47L2 46H4V45H9V47L11 48V41H13V40H15L14 41V45L16 44V43H18V42H20V41H22V42H20V43H23L24 41L26 42V40L27 39H29V36L30 35H34V33H35V35L34 36H36V39H37V41L35 42V44H37V45H35L34 43L31 45V46H28V47H31V48H29V49H32V50H29V49H23V48H21L20 50H18V51H15L14 52V54H16V53H18V56H15V55H12V54H5L6 56L4 57V59L2 60V66H7V65H10V67L11 68H13V67H15V69H18V68H20V65L21 66H24V68H23V71H20V76L19 77H21L22 75V79H20V78H18V76L17 75H15V76H11V80H13L14 78H15V81H12V83L13 84H11V85H9V90H11L10 92H9V90L7 91L8 93H9V95L6 93V95H0V120H1V122H2V124H1V122H0V127H2V129H1V133L2 132H7L6 134L5 133H2V135H7L8 133H9V135H11V133H12V135H14V136H10L9 137V135H7V136H5V137H8V138H5L4 136H2L1 135V133H0V136H2L1 138L3 139L2 140V142H1V139H0V150H1V154H0V156H3L4 154V156H3V158L2 157H0V158H2V159H0V194H1V192L3 193L2 194V196H4L3 197V199H2V197L0 198V264H7L6 263V260H7V258H8V256H9V250H8V248H6V246L4 245V243H3V235H4V237H6V239H5V242H10V245L11 246H14V247H19L20 246V244L22 243V241H23V244H24V242H25V244H26V246H29V247H31L32 249L30 250V251H32V250H34V246H33V243H28V240H27V242H26V240H25V238H27V236H25L24 235V233L26 232V230L27 229H32V236H33V238H35L34 236H35V227H38V228H40L39 227V225H38V223H39V221H40V223H41V229H40V231L42 232L43 230H44V232H42V234L41 235H44L42 238L44 239V241H45V243L46 242H48V249H47V256H48V259L50 258L53 262H52V264L54 263V264H66L67 262H66V260H67V254H73V253H76L77 252V250H78V248L76 247V246H74V247H64V237H63V235H62V233L60 232V229H59V227H55V226H51L52 224L50 223V221H52L51 219H52V216L50 217L49 215H52L51 213H50V211L49 210H47L46 209V207H48V206H45L46 205V203L48 204V200H49V202L52 200V198H53V192H55V191H57V192H59L60 194H62V195H65L68 191H72V187L73 186H75L77 189H78V185L81 187V185L80 184H78L77 182H75L74 181V179H72L73 177L70 175V174H68V166H66L67 165V162H68V160H67V153H69L70 155H71V157H72V159H73V162H75V164H77V165H79L78 167H80L81 168V170L83 171V172H85V171H87V169L85 168L86 167V165L87 164H89V165H91L90 163H92V161H94L95 159V161H96V163L97 164H100L101 163V159H102V161H103V159L104 158H102V155L103 154H105V153H107L108 154V156H109V152L108 151H103L104 149H102V148H104L103 146L106 144V142L108 143V144H110V146H112V148L113 147H115V150L116 151H118V153L120 152H122V147H120V149H119V146H121V144L122 145H124L123 146V150L124 151H128V149H129V152H130V154L131 155H135L134 157H136V161H138V160H142V159H146L147 160V162H144V166H146V165H148V163H149V166L148 167H146V168H153L154 166H153V164H154V162L153 161H155V158L154 157H152L151 155H146V154H141V151H139V149L138 148H140V147H137V146H139L138 144L136 145L135 143L132 145L131 144V142L129 141L130 139L129 138H127V136H126V138H124L125 136V134H126V132H124V131H126V130H121V131H118V132H114V130L113 129H111V126L107 123V124H104V123H106V121H108L107 119H108V117H106L107 116V114H104L103 112H101V114H99V115H101L102 117L100 118L99 117V115H96V114H94L93 115V113H91V112H93L92 110H88V109H83L81 112L79 111V110H77V107H79V106H77V103L76 102H74V101H72V104H71V100H68V99H66V98H63V97H59V95L57 94V89H58V87L57 86H55V85H53V86H49L48 87V90H47V96H45L46 94H45V92H46V84H45V82H43V81H45L46 80V78H43V81H42V76H40V75H42V74H38V73H36V69H39V67L38 66H41L42 68H47L48 66L50 67L51 65H55L56 63H58V64H56V65H62L63 67H66L67 66V64H66V61H65V63L64 62H60V61H64V59H62V56H63V58H65V60H67V58L66 57H64V55L62 54H58L59 52V45H55V44H58L61 40V38L62 37H58L57 38V42L58 43H53L51 46H50V44H46V42H44L45 40L47 41L48 40V38H47V35L48 34H50V31H52V30H50V29H53L54 28V26L56 27V19H55V15H51V19H49V23L51 22L52 23V21H53V24H54V22H55V25H53L52 27L50 26V24L49 23H45L44 21H43V17H42V14L41 15H37V12L36 13H34V14H32L31 15V17H24V16H21V20H23V22H22V26L21 25H19V24H21V22L19 23V20H12L13 21V23H12V21H9L8 20V18L7 19H5V18H3V14H2V12H1ZM40 13H42V12H40ZM62 15L60 16V18L61 19H63L64 17H66L67 19H68V17L67 16H69V13H67V16H66V13H64L63 11L62 12H60ZM74 15H73V14ZM106 13V14H105ZM35 14H36V18H35ZM64 14V15H63ZM235 14V15H234ZM242 15V16H241ZM39 16V17H38ZM42 18H41V17ZM87 16H89V18L87 17ZM249 16V17H248ZM54 17V18H53ZM76 17V18H75ZM87 17V20L85 19ZM109 17V16H108ZM241 18V17H246V19L248 18V20H246L245 18H242V20H244L243 22L246 24V22L248 21L249 22V20H250V22L248 23L247 22V24L245 25V26H240V24H244L243 22H237L236 20L238 19V18ZM23 18H25V19H23ZM39 18H41L40 20H39ZM65 18V19H66ZM65 19H63L64 21H66ZM78 19V18H77ZM33 20V21H32ZM37 20H39L40 21V23H39V21H37ZM51 20V21H50ZM91 20V21H90ZM215 20V21H214ZM34 21H35V23H34ZM260 21L262 22L261 24H260ZM9 24H8V23ZM16 22V23H15ZM39 23V24H37V26H36V23ZM205 22L207 23V24H205ZM214 22V23H213ZM232 22V23H231ZM237 22V23H236ZM18 23V24H17ZM35 24V26H34V24ZM45 23V27H44V24ZM78 23V24H77ZM81 23V24H80ZM101 23V24H100ZM204 23V24H203ZM209 23V24H208ZM226 23V24H225ZM160 24H164V26L163 27H161L160 26ZM214 26H213V25ZM8 25H9V27H8ZM10 25H12V26H10ZM17 25V26H16ZM19 25V26H18ZM130 25V26H129ZM262 25V26H261ZM24 26V27H23ZM41 26V27H40ZM47 26V27H46ZM50 26V27H49ZM132 26V27H131ZM231 27V30H230V27ZM234 26V27H233ZM261 28H260V27ZM13 28V30H12V28ZM17 27H18V29H17ZM20 27V28H19ZM34 27H35V29H34ZM42 28V29H40V28ZM43 27L46 29H43ZM48 27L50 28V29H48ZM195 27H196V30H195ZM228 27H229V29H228ZM237 27V28H236ZM9 28H10V30H9ZM161 28H163V30L161 31ZM232 28H234V29H232ZM257 28H260V29H258V30H256ZM27 29V31H25ZM33 29L35 30V31H33ZM39 29V30H38ZM47 29L49 30V31H47ZM55 29H57V27L55 28ZM236 29V30H235ZM9 30V31H8ZM22 30V31H21ZM38 30V31H37ZM54 30V29H53ZM130 30H133V31H130ZM175 30V31H174ZM227 30H229V31H227ZM247 30H249V32L251 33V35L249 34V36H248V31ZM256 30V31H255ZM11 31V32H10ZM15 31V32H14ZM19 31H20V34L21 35H16V34H19ZM46 32V34H43L44 32ZM130 31V32H129ZM196 31V32H195ZM38 32H40L41 33V36H40V33H38ZM49 32V33H48ZM129 32V33H128ZM134 32V33H133ZM135 32H136V35H135ZM244 32V33H243ZM253 32H255V33H253ZM9 33H10V36H9ZM12 33V34H11ZM14 33H16V34H14ZM23 33V34H22ZM94 33V35H93V37H92V34ZM171 33V34H170ZM236 33V34H235ZM29 36H28V35ZM13 35V36H12ZM22 35H25L23 38L22 37H20V36H22ZM45 35V36H44ZM56 35H59V34H55V36ZM133 35H135L134 36V38H135V40L136 41H134V38H133ZM234 35H232L231 34V36H234ZM239 36V38H237L238 36ZM244 35H246L245 37H244ZM8 36H9V38L10 39H12V40H10L9 38H8ZM14 36H17V37H15L14 38ZM61 36V35H60ZM96 36V35H95ZM19 37H20V39H19ZM27 39H26V38ZM41 37V38H40ZM43 37H45V38H43ZM235 37V36H234ZM260 37H262L261 39H260ZM38 38H40V41H39V39ZM47 38V39H46ZM196 38V39H195ZM242 38V39H241ZM259 38V39H258ZM10 41H9V40ZM17 39V40H16ZM20 40V41H19ZM24 40V41H23ZM42 40H44V41H42ZM138 40H140V41H138ZM220 40H222V43L223 42H226V43H220L221 41ZM225 40V41H224ZM133 41V42H132ZM143 41V43L145 42V43H148V42H152V43H154V44H156V45H158V46H160L161 48H159L158 47V49L156 50V49H154V50H150V53H148V54H145L144 56H137V58L135 59V61L132 63L131 61H129V54H131V49H130V47H132V45H133V43H135V42H142ZM217 41V42H216ZM6 42V43H5ZM9 42H11L10 44H8ZM44 42V43H43ZM219 42V43H218ZM240 42H241V44H240ZM3 43H4V45H3ZM19 43V44H20ZM42 43V45H44V46H42L41 47V49L38 47L40 44ZM115 43V44H114ZM13 44V43H12ZM132 44V45H131ZM218 44V45H217ZM222 46H221V45ZM243 44V45H242ZM240 45H241V47H240ZM6 46V47H7ZM196 46V47H195ZM220 47V49L218 48L217 49V47ZM2 47L1 48V52H3V50H5V51H7L8 50V53H9V51H11V49L9 48V47ZM34 47H35V49H34ZM36 47L38 48V49H36ZM54 47V48H53ZM58 47V48H57ZM193 47V48H192ZM222 47V48H221ZM7 50H6V49ZM192 48V49H191ZM54 49V50H53ZM56 49H58V51H56ZM180 49H182L183 51H181ZM237 49H238V51H237ZM239 49H241V50H239ZM38 50H40L39 52H42V55L43 54H45V56L43 55V56H40L39 55V52H38ZM90 52V54H89V52ZM176 50L178 51V52H176ZM217 50V51H216ZM238 52H236V51ZM21 51L22 52H25V54H27V55H21L20 56V54H21ZM30 51V52H29ZM33 53H32V52ZM36 51V52H35ZM94 51V52H93ZM96 51V52H95ZM179 51H181V52H179ZM216 51V52H215ZM222 51V52H221ZM240 51V52H239ZM244 51H248V49H245ZM20 52V53H19ZM29 52V53H28ZM38 52V54L37 55H34V53L36 54ZM51 52V53H50ZM175 52V53H174ZM187 52V53H186ZM191 52V54L189 55V53ZM215 52V53H214ZM236 52V53H235ZM242 52V53H241ZM30 53H32L31 55H33V57L31 56V55H29ZM96 53V54H95ZM113 53V55H114V57H112L113 59L112 60H109L110 59V56H109V54H112ZM177 53V54H176ZM226 53V54H225ZM241 53V54H240ZM248 53V54H247ZM46 54H47V56H46ZM49 54V55H48ZM92 54V55H91ZM188 54V55H187ZM227 54H228V56L229 57H227ZM231 54V55H230ZM238 54H240V55H244V57H245V61H243V59H244V57L242 58L240 55L238 56ZM250 54V55H249ZM12 55V56H11ZM90 55H91V57H90ZM224 55V56H223ZM248 57H247V56ZM24 57V59H23V57ZM40 56V57H39ZM59 56H61V57H59ZM116 56V57H115ZM227 57V59H228V62H227V59H226V57ZM255 56V57H254ZM6 57H7V59H6ZM45 57V58H44ZM46 57H50L49 58V60L48 59H46ZM90 57V58H89ZM109 57V58H108ZM121 57H123V58H121ZM223 57V58H222ZM239 59H242V61L241 60H239ZM241 57V58H240ZM9 58L10 59H12L13 60V62H11V63H9L8 64V62H9ZM114 58H115V60H114ZM121 58V59H120ZM230 58V59H229ZM236 58H237V60H236ZM246 58H247V60H249L248 62H247V60H246ZM90 59H92V61L90 60ZM118 59L120 60V61H118ZM171 59V60H170ZM234 59H235V61H234ZM21 60V61H20ZM34 60V61H33ZM43 60V61H42ZM56 62H55V61ZM224 60V61H223ZM239 60V61H238ZM6 61V62H5ZM8 61V62H7ZM20 61V62H19ZM23 61H25L24 63H23ZM44 61H46V62H44ZM48 61V62H47ZM53 61V62H52ZM89 61V62H88ZM91 61V62H90ZM115 61V62H114ZM121 62V63H118L117 64V62ZM219 61V62H218ZM237 61L239 62V63H237ZM21 62L23 63V64H21ZM52 62V63H51ZM87 62H88V64H87ZM102 62V63H101ZM112 62V63H111ZM113 62H114V65H113ZM122 62H123V64H122ZM131 62V63H130ZM229 62H231V63H229ZM235 62L238 64H235ZM241 62H243V64H241ZM245 62H247V63H245ZM6 63V64H5ZM47 65H46V64ZM51 65H50V64ZM53 63H55V64H53ZM62 63V64H61ZM90 63V64H89ZM115 63H116V65H115ZM128 63V64H127ZM233 63V64H232ZM20 64V65H19ZM34 64H36L37 66H35ZM43 64V65H42ZM66 64V65H65ZM130 64V65H129ZM132 64V65H131ZM219 64V65H218ZM240 64V65H239ZM17 65V66H16ZM18 65H19V67H18ZM33 65H34V67H33ZM96 65H101V66H99L98 68H97V66ZM103 65V66H102ZM127 65H129V66H127ZM218 65V66H217ZM221 65V66H220ZM227 65V66H228ZM245 65H247V67L245 66ZM45 66V67H44ZM95 66H96V68H95ZM113 66V67H112ZM119 67V68H116V67ZM221 68H220V67ZM222 66H224V67H222ZM18 67V68H17ZM36 67V68H35ZM40 67V68H41ZM104 67H107V68H104ZM215 67H216V70H214L215 69ZM178 68V67H177ZM247 68V69H246ZM35 69V70H34ZM66 69V68H65ZM95 69V70H94ZM160 69V70H159ZM217 69H219L220 71L218 72L217 71ZM13 70H14V68H13ZM102 70V69H101ZM158 70V71H157ZM35 71V72H34ZM165 71V72H164ZM217 71V72H216ZM226 71V72H225ZM29 72H30V74H32V75H30L29 74ZM71 72V71H69V70H64L62 73H57V74H50V73H43V75L45 76V77H50V78H52V77H56V78H66L65 80H64V78L63 79H61V80H63V81H68L69 80V78L71 77V75L73 74V73H69ZM160 72H162V73H160ZM25 73H28V74H25ZM67 73V74H66ZM157 73H160L159 75H157ZM185 73H187V72H185ZM226 73V74H225ZM46 74V75H45ZM48 74V75H47ZM66 74V75H65ZM76 74H79L80 75V73H76ZM35 75V76H34ZM56 75V76H55ZM61 75V76H60ZM85 75H87V74H84V76ZM116 75V76H115ZM28 76V77H27ZM41 78H40V77ZM63 76V77H62ZM66 76V77H65ZM80 76H83V75H80ZM255 76H257V77H255ZM27 77V78H26ZM115 77H116V79H115ZM10 78V77H9ZM32 79V80H28V79ZM33 78L35 79V80H33ZM256 78H258V80L256 81L257 82V84H258V81H260V84H258L259 86H255L253 83H256L255 82V80L254 79H256ZM260 78V79H259ZM17 79V80H16ZM25 79V80H24ZM39 79V80H38ZM41 79V80H40ZM45 79V80H44ZM68 79V80H67ZM113 79H115V80H113ZM177 79V77L176 76H173V80H176ZM23 80V81H22ZM28 80V81H27ZM112 80V81H111ZM150 80V81H149ZM156 80V79H155ZM190 80H191V77H190ZM20 81L21 82H23V83H20ZM110 81V82H109ZM253 81V82H252ZM28 82H30V83H28ZM33 82H35V83H33ZM107 82V83H106ZM148 82H150L149 83V85L148 84H146V83H148ZM249 82H252V84L250 83V85H249ZM28 83V84H27ZM43 83H44V85H43ZM110 83V84H109ZM15 84V86H16V84H17V86L15 87V86H13ZM19 84V85H18ZM22 84V85H21ZM30 84V85H29ZM71 84V83H70ZM70 84L68 85V86H70ZM103 84V85H102ZM104 84H106V85H104ZM153 84V83H152ZM24 85V86H23ZM32 85V86H31ZM36 85V86H35ZM42 85H43V87H42ZM109 85V86H108ZM249 85V86H248ZM262 85V86H261ZM10 86H12V87H10ZM38 86V87H37ZM101 86H103V87H101ZM106 86V87H105ZM148 86H149V88H148ZM218 86H220V87H218ZM249 87V90H248V88H247V90H246V87ZM250 86H252V87H250ZM254 86V87H253ZM23 87V88H22ZM27 87H29L30 88V90H29V88L27 89ZM38 88V89H36V88ZM41 87V88H40ZM256 87V88H255ZM261 87H263V88H261ZM19 88H21V89H19ZM25 88V89H24ZM33 88H35V89H32ZM42 88H43V90H42ZM44 88H45V92H44ZM70 89H73L74 88V90L76 91V93H77V95L79 94L80 95V97H82L84 100H86L87 101V99H88V101H91V98H92V102H95V101H97V99L99 100V98H98V94H95L94 96L92 95V97L91 96H85V94H81V90L80 89H78V90H76V87H74V86H72V84H71V86L69 87ZM217 88H219V89H221V90H217ZM252 88H254L253 90H251ZM260 88V89H259ZM216 89V90H215ZM255 89H258V90H255ZM263 89V90H262ZM23 90H25L26 91V93H25V91H24V94L26 95V94H28V95H24L23 94ZM29 90V91H28ZM38 90V91H37ZM39 90H41L40 91V93H39V95H41V96H38V92H39ZM50 90V91H49ZM251 90V91H250ZM262 90V91H261ZM32 91H34V92H32ZM35 91H37L36 93H35ZM81 91V92H80ZM152 93L151 95H150V92ZM12 92V93H11ZM29 92H31V93H29ZM42 92V93H41ZM51 92V93H50ZM212 92V93H211ZM219 92V93H218ZM50 93V94H49ZM149 94V97L150 98H148V94ZM207 93V94H206ZM217 93V94H216ZM258 93V94H259ZM33 94V95H32ZM36 94V95H35ZM206 94V95H205ZM30 95H32L33 96V98H35V99H39L40 101H37L36 102V100L34 99V100H32L33 98H32V96L30 97ZM35 95V96H34ZM78 95V96H79ZM82 95H84V96H82ZM155 95V98L153 97L152 98V96H154ZM217 95V96H216ZM221 95V96H220ZM263 95V96H262ZM4 96V97H3ZM5 96H8V98L7 97H5ZM38 96V97H37ZM144 96V97H143ZM145 96H147V97H145ZM193 96V97H192ZM86 97H87V99H86ZM131 97V98H130ZM195 97V98H194ZM213 97H215V98H213ZM26 98V99H25ZM46 100V101H44V99ZM61 98H63L64 100H66V101H64L63 99H61ZM95 98V99H94ZM97 98V99H96ZM146 98H148V99H146ZM188 98V99H187ZM194 98V99H193ZM197 98V99H196ZM201 98V99H200ZM203 98H205V99H203ZM134 99V100H133ZM136 99V100H135ZM140 99V100H139ZM149 99H151V100H149ZM192 99V100H191ZM26 102H25V101ZM29 102H28V101ZM50 100H51V102H53L52 104H50L51 102H50ZM24 101V102H23ZM34 101V102H33ZM59 101H61V102H59ZM133 101H134V104H133ZM137 103H136V102ZM190 101V102H189ZM203 101V102H202ZM4 102V103H3ZM27 102L28 103H30V102H32V103H30L29 105H30V107H29V105L27 104ZM38 102H40L39 104H38ZM44 102H46V103H44ZM63 102V103H62ZM138 102H139V104H138ZM144 102H146V103H144ZM176 102H177V104H176ZM186 102H188V103H186ZM25 103V104H24ZM45 105H44V104ZM64 104V105H62V104ZM65 103L67 104L68 103V105L67 106H65ZM136 103V104H135ZM201 105H200V104ZM211 103V104H210ZM214 103V104H213ZM219 103V104H218ZM4 104V105H3ZM32 104V105H31ZM42 104V105H41ZM204 104V103H203ZM218 104V105H217ZM252 104V105H253ZM2 105V106H1ZM28 105V106H27ZM46 105H47V107H49V108H47L46 107ZM53 105V106H52ZM60 105H62L64 108H61L60 107ZM73 105V106H72ZM139 105V106H138ZM33 106H34V108H33ZM55 106V107H54ZM60 107V108H57V107ZM27 107H28V109H27ZM39 107V109L37 110L36 108H38ZM44 109H43V108ZM54 107V108H53ZM67 109H66V108ZM76 107V108H75ZM138 107V108H137ZM16 110H15V109ZM40 108H42V109H40ZM52 108V109H51ZM73 108H75V109H73ZM7 109H8V111H7ZM33 109H35V110H33ZM59 109H63L62 111L61 110H59ZM71 109H72V111H71ZM30 110V111H29ZM47 110V111H46ZM53 110H55L56 112H54ZM75 110V111H74ZM152 110V111H151ZM23 111H27L26 113H23ZM69 113V114H71V113H73L72 115H69L67 112ZM74 111V112H73ZM90 112V113H88V112ZM126 111V112H125ZM151 111V112H150ZM47 112V113H46ZM78 112H79V115H78ZM153 112V113H152ZM173 112V111H172ZM29 113V114H28ZM44 113V114H43ZM61 113V114H60ZM67 113V114H66ZM75 113H76V115H77V117H76V115H75ZM169 113V114H168ZM7 114V115H6ZM55 114V115H54ZM80 114H81V118H83V119H81L80 118ZM151 114H152V116H151ZM172 114V113H171ZM171 114H170V116H171ZM24 115H28V117H26V116H24ZM32 115V116H31ZM62 115H64V116H62ZM104 115V116H103ZM3 116V117H2ZM36 116H38L37 118H38V121H37V118H36ZM43 116H44V118H43ZM55 116V117H54ZM61 118H60V117ZM149 116H151V117H149ZM6 117V118H5ZM10 117V118H9ZM34 117V118H33ZM64 117V118H63ZM75 117V118H74ZM106 117V118H105ZM145 119H144V118ZM156 117V118H155ZM53 118H55V119H53ZM76 118H77V120H76ZM98 118V119H97ZM138 118V119H137ZM148 118V119H147ZM150 118V119H149ZM2 119L4 120V121H2ZM43 119V120H42ZM63 119H64V121H67V122H64L63 121ZM27 121L26 123H25V121ZM30 120V121H29ZM60 120V121H59ZM101 120V121H100ZM130 120V121H129ZM146 120V121H145ZM192 119H190L189 121H188V124H184L185 125V127L184 128H189L190 127V129L187 131V132H189L190 133V135H193L194 136V139H202L201 137H204L203 139H205V138H208L209 137V134H207V133H204V132H201V131H198L197 129H199L198 128V124L196 123V122H192L191 121ZM22 121H23V123H25V124H21L22 123ZM42 123H41V122ZM56 121V122H55ZM63 121V122H62ZM76 121H77V123H76ZM82 121H85L84 123H82ZM91 121H93V122H91ZM140 121V122H139ZM159 121V122H158ZM190 121H191V123H190ZM28 122H30V124L28 123ZM59 122V123H58ZM60 122H62V124L60 123ZM76 124H75V123ZM89 122H91V123H95V126H94V124H90ZM139 122V123H138ZM146 122V123H145ZM20 125H19V124ZM28 123V124H27ZM44 123H45V125H44ZM57 123V124H56ZM64 123H67V124H64ZM81 123H82V126H81ZM145 123V124H144ZM152 123H153V125H152ZM195 123H196V125H195ZM3 124H4V126H3ZM6 124V125H5ZM34 124V125H33ZM37 124V125H36ZM39 124H40V126H39ZM54 127H52L51 125ZM62 125V128H64V127H66L65 129H62V128H60V129H58V127H56V126H59V125ZM71 124V125H70ZM83 124H85V125H83ZM87 124V125H86ZM97 124V125H96ZM134 124V123H133ZM132 124V125H133ZM190 124L192 125V126H190ZM2 125V126H1ZM22 125V126H21ZM24 125H26V127H24ZM31 125V126H30ZM44 126V127H42V126ZM50 125V126H49ZM187 125H189V127L187 126ZM7 126V127H6ZM27 126H30V127H27ZM38 126V127H37ZM64 126V127H63ZM78 126V127H77ZM85 126V127H84ZM87 126V127H86ZM99 128H98V127ZM102 126H104V130H103V127ZM15 127V128H14ZM17 127V128H16ZM32 127H36L35 129L34 128H32ZM49 128V129H47V128ZM71 127H72V129H71ZM73 127H76V129H77V131H76V129H73ZM82 127H83V129H85V131H87L88 129V132H83L84 130L82 129ZM93 127V128H92ZM108 127H110V128H108ZM192 127V128H191ZM194 127V128H193ZM31 129V131H29L30 129ZM56 128L58 129L57 131H56ZM78 128L81 130H78ZM88 128V129H87ZM96 128V129H95ZM106 128H107V130H108V132L110 131L111 133H108L107 132V130H106ZM168 128H171V125H170V127H168ZM25 129H27V130H25ZM40 129H41V131H40ZM52 130V132H51V130ZM87 129V130H86ZM94 129V130H93ZM101 131H103V132H101ZM110 129V130H109ZM194 129V131H192ZM6 130V131H5ZM54 130V131H53ZM62 130V131H61ZM64 130H65V134H63L64 133ZM96 130V131H95ZM98 130V131H97ZM113 130V131H112ZM187 130V129H186ZM44 131H45V133H44ZM128 131V130H127ZM30 132V133H29ZM50 134H49V133ZM56 132V133H55ZM62 134H61V133ZM77 133V134H79V135H75V134H73V133ZM82 132V133H81ZM91 132V133H90ZM104 132H105V135H104ZM114 132V133H113ZM119 132H120V134H119ZM193 132H195V134L193 133ZM55 133V134H54ZM72 135H71V134ZM103 133V134H102ZM125 133V134H124ZM129 133H131L132 134V132H130V131H128V133L127 134H129ZM31 134V135H30ZM35 134V135H34ZM51 134L52 135H54V136H51ZM84 134H86L85 135V138H84ZM95 134H97V135H95ZM107 134L108 135H110L109 137L107 136ZM124 134V135H123ZM126 134V135H127ZM198 134H200V136L198 135ZM205 136H204V135ZM17 135V136H16ZM62 135V137L63 136H65V138L63 137H59V136H61ZM80 135H82L81 137H80ZM199 137H198V136ZM203 135V136H202ZM208 135V136H207ZM15 136H16V138H15ZM58 136V137H57ZM75 136H77L76 137V139H77V141H76V139H75ZM91 137V139H90V137ZM97 136V137H96ZM100 136V137H99ZM103 136V138L101 139V137ZM114 136V137H113ZM5 139H4V138ZM46 137V138H45ZM57 137V138H56ZM66 137H67V141L65 140L66 139ZM75 139H73V138ZM94 137V138H93ZM104 137H105V139H104ZM110 137H112V138H110ZM196 137V138H195ZM84 140V142L85 143H83L84 145H82L81 143H78V141L79 142H83L82 140ZM98 138H99V141H96V140H98ZM109 138V139H108ZM114 138V141L113 140H111V139H113ZM133 138H135V137H133ZM45 139V140H44ZM96 139V140H95ZM117 139L119 140V141H117ZM122 139L125 141L126 139H127V143L126 142H124V141H122ZM6 142H5V141ZM60 140V141H59ZM64 140H65V142H64ZM74 140V141H73ZM101 140V141H100ZM106 140V141H105ZM135 140H138V139H135ZM45 141H46V143H45ZM52 141V142H51ZM75 142V143H73V142ZM58 142V143H57ZM97 143V144H100L99 146L97 145V144H92V143ZM115 142V143H114ZM123 142L125 143V144H123ZM150 143H151V141H149ZM179 141H177V142H175L174 143V141H173V143L172 142H170V144L172 145V147L170 146V144H168V145H166V146H164L163 148H161V150H160V153L161 152H163L162 154H166V158H168V157H170V158H172V157H177V158H182L183 160H186V156L188 155V153H190V152H192V150L190 149V148H192V146H190V145H187V144H182L181 142H179ZM56 143V144H55ZM72 143H73V145H75V146H73L72 145ZM89 143V144H88ZM103 143V144H102ZM119 143V144H118ZM177 143H178V145H177ZM242 143V144H241ZM240 144H239V146H241V145H243V144H245V142L243 141V142H241ZM36 144V145H35ZM37 144H38V146H37ZM46 144V145H45ZM69 144V145H68ZM90 144H92V146L94 145V147H91V148H87ZM112 144V145H111ZM114 144H117V145H114ZM130 144V145H129ZM149 144V143H148ZM152 144V143H151ZM158 144H160V143H158ZM175 144V145H174ZM22 145V146H21ZM30 145V146H29ZM32 145V146H31ZM35 145V146H34ZM41 145V146H40ZM59 145V148L57 147ZM60 145H62V146H60ZM80 145V146H79ZM135 145V146H134ZM154 145H157L156 143L154 144ZM181 145V146H180ZM26 146H29V148L28 147H26ZM33 146H34V148H33ZM54 146V147H53ZM64 146V147H63ZM79 146V147H78ZM81 146H83V147H85V148H81ZM98 146V147H97ZM102 148H101V147ZM118 146V147H117ZM127 146V147H126ZM133 146V147H132ZM169 146H170V148H169ZM22 149V147H23V149L21 150V151H18L20 148ZM25 147V148H24ZM33 149V150H31V148ZM42 147H44V149L42 148ZM73 147V148H72ZM97 147V148H96ZM130 147V148H129ZM132 147V148H131ZM2 148V149H1ZM11 148V149H10ZM28 148V149H27ZM42 148V149H41ZM48 150H47V149ZM50 148H51V150H50ZM53 148V149H52ZM54 148H56V149H54ZM61 148V150H58V149H60ZM97 150V149H99L100 150V148H101V151H99V153L98 154H100L102 151H103V153H102V155H100V157L98 158V155H96V153L98 152V150L96 151L95 149ZM24 149H25V151H28L29 149H30V151H33V152H23L24 151ZM75 149V150H74ZM82 149V150H81ZM91 149H93V152H95L96 151V153H93V152H91L92 150ZM131 149V150H130ZM43 150V151H42ZM46 150H47V152H46ZM73 150H74V152H73ZM88 150V151H87ZM114 150V151H115ZM121 150V151H120ZM7 152V153H5V152ZM18 151V152H17ZM38 151H40L39 152V154H38V156H37V153H38ZM54 151V152H53ZM56 151V152H55ZM80 151V152H79ZM91 152V154H88V153H90ZM19 154V152L21 153V158H19V156H20V154L18 155L17 153ZM45 152V153H44ZM65 152H66V154H65ZM77 152V153H76ZM85 153V155H86V157H85V155H83L82 153ZM88 152V153H87ZM128 152V153H129ZM33 154L32 156V160L33 161H39V163L40 164H38V162H36V164H34V165H36V167L34 166V165H30L31 164V162H32V160H30L31 159V156L29 155V157H28V155L27 154ZM53 153V154H52ZM65 155H64V154ZM79 153V154H78ZM15 154H17L18 155V160L19 161H21L22 159H24V160H22L21 162H22V164H24L25 162L27 163V165H26V163L23 165L24 166V168L27 166V167H29L28 169L27 168H25V170L23 169V166H22V164L20 165V163H19V165L22 167V168H20V166L18 167V160L16 159V155ZM24 154H26V155H23ZM44 154H45V157H44ZM75 154H76V157H77V159H76V157H75ZM93 154H94V156H93ZM106 154V155H107ZM13 155L15 156V159L17 160V163H16V160L14 159V157H13ZM35 155V156H34ZM42 155V156H41ZM53 155V156H52ZM79 155H81V156H79ZM22 156L23 157H25L26 158V160L28 161V159L30 160V161H26L25 160V158H22ZM58 156H59V158H58ZM108 156H105V155H103V157H105V160H104V164L105 165H107V164H109V162L108 161H110V159L108 158ZM148 156H150V157H148ZM183 156V157H182ZM185 156V157H184ZM6 157V158H5ZM44 157V158H43ZM47 157V159H45ZM51 157H53V158H51ZM63 157V158H62ZM65 157V158H64ZM81 157V158H80ZM37 158H38V160H37ZM50 158V159H49ZM101 158V159H100ZM107 158H108V160H107ZM185 158V159H184ZM7 159H11L10 161H8ZM21 159V160H20ZM36 159V160H35ZM44 159V160H43ZM59 161V160H61V161H59V163H57V160ZM81 159H83V160H81V162H83L84 161V163H82L81 164V162H80V160ZM91 159H93V160H91ZM98 159H99V161H100V163L98 162ZM123 159H126L125 157L123 158ZM3 160V161H2ZM5 160H7V161H5ZM14 160H15V162H14ZM48 160L50 161V160H53L54 162H56L55 164H56V171L54 170V171H51L48 167H47V165H46V163H48ZM64 160H66V161H64ZM23 161H24V163H23ZM44 161V162H43ZM65 162V164L66 165H64V162ZM80 163H79V162ZM187 161V160H186ZM186 161H184V162H186ZM5 162H7L6 164H5ZM15 163V165L18 167L17 169H20V170H17L16 169V166H14L15 167V169H14V171L16 170V174H14V171H13V165L14 164H12V163ZM42 162V163H41ZM60 162H62V163H60ZM77 162V163H76ZM33 163V162H32ZM43 163H45L44 165H43ZM85 163H87L86 165H85ZM121 163V161L119 160L118 162H117V164H120ZM125 163H127L126 161H125ZM137 163V162H136ZM147 163V164H146ZM5 164V166L3 167L2 165H4ZM151 164V165H150ZM59 165H63L62 166V168H64L65 169V173H64V180L62 181V182H64V186L62 187V188H60V190H59V188H55V187H58L57 185H59V184H55L54 185V183H50V184H48L46 187H45V189L44 190H42V192H41V190H39L38 189V186H36L37 185V182L35 183V182H31L28 186L29 187H31V188H29V187H27L26 185H24V183H26V182H23V181H26V179H27V176H25L24 174H26L27 172L28 173H31V172H33V170H34V172H38V175L40 176V174H43L44 176L45 175H48V176H50L49 177V181H54L55 179H56V177L57 178H59V176H60V172L63 170ZM85 165V166H84ZM32 166V167H31ZM34 166V167H33ZM99 166V165H98ZM127 166V167H126ZM125 166V170H126V173H128V171L130 170L131 171V169H132V167L134 166L133 164L132 165H126ZM131 166V167H130ZM8 167V168H7ZM31 167V168H30ZM44 167V168H43ZM59 167V168H58ZM4 168H5V170H4ZM7 168V169H6ZM44 169V171H40V170H42V169ZM79 168V169H80ZM82 168H85V169H82ZM127 168H128V171H127ZM21 169H23V170H21ZM27 169V170H26ZM31 169V170H30ZM57 169H59L58 171H57ZM60 169H62V170H60ZM161 169V168H160ZM45 170H47V171H45ZM162 170V169H161ZM19 171H20V173H19ZM91 170H89L88 171V177H96L97 175H98V172H97V170L95 171H91ZM129 171V172H130ZM13 172V173H12ZM23 172V173H22ZM43 172V173H42ZM45 172L47 173V174H45ZM62 172H64V170L62 171ZM66 172H67V174H66ZM96 172V173H95ZM22 173V174H21ZM50 173V174H49ZM55 173V174H54ZM91 175H90V174ZM93 173H95L94 175H92ZM124 173H125V171H124ZM125 173V174H126ZM183 173H185V172H183ZM23 175V177L21 176V177H19L18 175ZM172 174V175H171ZM170 175H169V177L171 178H173V173H171ZM56 175V176H55ZM68 175V176H67ZM18 176V177H17ZM66 176V177H65ZM183 176H185V177H183ZM199 176V175H198ZM69 177V178H68ZM71 177V178H70ZM195 177V178H194ZM19 178H21V179H19ZM23 178V179H22ZM24 178H25V180H24ZM51 178H52V180H51ZM188 178H194L193 180L192 179H188ZM197 178V174H194L193 173V176H192V174H185V175H182V179H183V183L185 184L186 183V181H187V183L188 182H190L189 184H185L186 186V188H187V186H188V192H187V190L185 189V188H183V190H182V193H181V195H182V198L184 199L185 197L187 198L189 195H191L190 194V192L192 191V189H193V192H194V190L196 189V187L194 186V184H193V182H194V180ZM71 179V180H70ZM20 180V181H19ZM23 180V181H22ZM69 180V181H68ZM170 181H172L171 179H169ZM173 180H174V178H173ZM185 180V181H184ZM191 180V181H190ZM27 182H28V180H27ZM69 182V183H68ZM161 182H164V180L162 181L161 180ZM53 184V185H52ZM77 184V185H76ZM67 185H70V186H67ZM72 185V186H71ZM54 188H53V187ZM27 187V188H29V190L26 188V190H25V193H26V191H28V193L31 191L32 192V194L33 195H30V194H28V193H26V196L24 197V195H25V193H24V191H22V188H23V190L25 189V188ZM68 187V188H67ZM70 187V188H69ZM79 187V189L78 190H80L81 188ZM33 188V189H32ZM48 188V190H46ZM65 188H67V189H65ZM133 188V187H132ZM132 188H129L128 189V187H125L124 189H123V187L121 186L120 188H119V191L117 190L116 192H115V194H116V196L118 195V196H120V204L118 205V206H120L122 209H123V211H124V213L125 214H133V212L132 211H130V210H132V208H135V207H140L139 209L138 208H136L135 210L133 209V211H136L137 209V211L138 212H140V214L136 211V214H137V216H141V213H143L142 214V216L143 215H150L149 217H150V219H149V217H148V219H147V223L148 222H151V220L152 221H155V223L157 224V225H164L165 227H166V231H165V233H164V235H158L156 232V230H155V233H153V231H152V233H151V237L153 238V240H154V244L156 245L155 247H156V251H160V253H159V258L161 259H163V262H165L164 264H199V262L201 263V264H205V262H203L202 260H199V258H198V253L200 252V248H198L199 246H196L197 244H198V241H200L202 238L204 239H202L201 240V242H204V241H208L209 239H212V240H217V239H220L223 235H224V233L226 232V230H225V228L223 227H216L215 229H216V231H215V229L213 230V232L212 233H210V231L208 232V233H206V234H209V235H205V237H202L201 236V239H199L200 238V236H199V233H196V232H200L202 229H204V228H206V227H204V225L205 226H207L206 225V223L204 224V223H200L201 222V219H199L200 217H199V214H197L198 212H197V209H196V207H195V205H196V203H191V206L190 205H188L189 203H185V205L186 206H188V207H186L183 203H181V205L183 204V206H180L179 207V210H180V212L177 210V207H176V203H173L174 202V194H173V192H174V190H173V188L171 189V191L169 192V196L168 197H171V198H167V200H166V202L168 201V203H166V202H164V203H148V205H147V203H144L145 202V200H144V198H141L140 196H139V194H140V192H138V188H137V186H135L134 187V189H132ZM190 188V189H189ZM36 189V190H35ZM54 189V190H53ZM64 191H63V190ZM69 189H71V190H69ZM121 189V190H120ZM126 189V190H125ZM35 190V191H34ZM51 190V191H50ZM59 190V191H58ZM106 190L108 191V189L106 188ZM125 190V191H124ZM152 190V189H151ZM185 190V191H184ZM189 190H190V192H189ZM46 191V193H44ZM48 191V192H47ZM67 191V192H66ZM127 191V192H126ZM35 192H37V193H35ZM62 192V193H61ZM65 192V193H64ZM118 192V193H117ZM129 192H131V193H134V194H132L133 195V200L131 201V202H129V199L131 198V196H129V195H131V193H129ZM136 192V193H135ZM183 192H185L184 194H183ZM43 193V195H40V194H42ZM127 195H125V194ZM187 193V194H186ZM188 193H189V195H188ZM22 194V195H21ZM24 194V195H23ZM34 194H37V195H34ZM39 194V195H38ZM51 194H52V196H51ZM66 195H68V193L66 194ZM135 195V196H134ZM138 195V196H137ZM185 195V196H184ZM223 195V194H222ZM221 194H218L217 195V197L218 196H222ZM27 196H33V197H30L29 198V200H27ZM37 196V197H36ZM126 196V197H125ZM184 196V197H183ZM21 197V198H20ZM23 197V198H22ZM42 197V198H41ZM52 197V198H51ZM129 199H128V198ZM144 197V196H143ZM39 198H40V200H39ZM49 198H51V199H49ZM136 198V199H135ZM138 198V199H137ZM219 198V197H218ZM221 198V199H220ZM219 199L222 201V197H220ZM2 199V200H1ZM33 201H31V200ZM21 200V201H20ZM25 200H26V202H25ZM37 200H39V201H37ZM136 200V201H135ZM138 200V201H137ZM139 200H141L140 202H139ZM144 202H143V201ZM171 200V201H170ZM219 200V201H220ZM2 201V202H1ZM6 201H8L7 203H6ZM25 203H24V202ZM31 201V203H32V205H31V203H29ZM134 201V202H133ZM37 202L39 203H43V206L45 207V211H46V214H47V212H48V214L47 215H44L45 214V211H42V210H39V209H41V206L39 205H37ZM136 202L138 203V205L136 204ZM171 204H170V203ZM27 205L28 204V206H24V209L25 210H23V207H21L20 205ZM27 203V204H26ZM130 205H129V204ZM134 203H135V205H134ZM19 206H18V205ZM52 203H50V205H51ZM77 204L78 203H73V205L74 206H77ZM132 204H133V206H132ZM141 206H140V205ZM171 206H170V205ZM172 204L174 205V206H172ZM180 204V203H179ZM6 205V206H5ZM11 205H12V207H11ZM15 205V206H14ZM17 205V206H16ZM35 207H34V206ZM53 205H54V203L51 205V206H49V207H51V208H53ZM144 205V206H143ZM162 205V206H161ZM164 205V206H163ZM168 206V208H167V206ZM38 206V207H37ZM130 206V207H129ZM135 206V207H134ZM151 208H150V207ZM161 206V207H160ZM194 206V207H193ZM5 207H7V208H5ZM26 207H28L27 209H26ZM40 207V208H39ZM148 207V208H147ZM176 209H174V208ZM181 207H184V209L183 208H181ZM186 207V208H185ZM190 207V208H189ZM11 208V210H9V211H7L8 209H10ZM22 210H21V209ZM130 208V209H129ZM157 208V209H156ZM159 208H161V209H163V210H165V211H163V210H161V209H159ZM16 209V210H15ZM18 209V210H17ZM20 209V210H19ZM30 209V210H29ZM148 209V210H147ZM152 209H153V211H152ZM159 209V210H158ZM173 209H174V211H173ZM191 209V210H190ZM143 210V211H142ZM183 210V211H182ZM194 210H196V211H193ZM3 211V212H2ZM23 211H25L24 213H23ZM36 211H37V215H36ZM41 211V213H42V215H41V213H39ZM148 211V212H147ZM150 211H152V213L150 212ZM160 211V212H159ZM192 211V212H191ZM9 212H13V214H17L16 216V219L15 220H10V217H9ZM30 214H29V213ZM34 212V214H35V216H34V214H32L31 215V213H33ZM150 212V213H149ZM156 212H159V214L161 213V215H162V213L163 212H165V213H163V215L162 216H159L158 217V213H156V215H155V213ZM175 212V213H174ZM184 212V214H181V213H183ZM44 213V214H43ZM149 213V214H148ZM178 213L180 214V217L178 218V220L180 219V221L181 222H183V223H181V226H182V228H181V226H180V230H182V231H180L181 232V234H184V235H182L181 236V234H179L178 236H176L177 235V232L176 231H178V230H175L177 227V225L175 224V223H177V217H178ZM186 213V214H185ZM189 215H188V214ZM191 213H192V215H191ZM6 214V215H5ZM19 214V215H18ZM39 214V215H38ZM99 215H97V214H95V215H93V216H91V217H93L92 218V222L95 224V223H97L98 222V220L102 223L103 222V217H102V215L100 214V213H98ZM134 214H135V212H134ZM151 214H152V216H151ZM171 214H172V216H171ZM175 214V215H174ZM195 214V215H194ZM5 215V216H4ZM101 215V216H100ZM167 217H166V216ZM177 215V217H175ZM181 215L183 216V218H181ZM184 215H186V216H184ZM191 215V216H190ZM30 216V217H29ZM32 216V217H31ZM48 216V218H46V217ZM134 216V215H133ZM136 216V215H135ZM165 216V217H164ZM170 216V217H169ZM193 216V217H192ZM197 216V217H196ZM156 217H158V218H156ZM197 218V220L195 221V219ZM199 217V218H198ZM32 218H36V220H34V219H32ZM40 218H41V220H43L42 222H41V220H40ZM101 218V219H100ZM163 218V219H162ZM173 218V219H172ZM189 218V219H188ZM192 218V219H191ZM208 219L210 218V217H207ZM206 218V220L208 221V219ZM242 218V220L243 219H245V217H241ZM241 218H240V220H241ZM39 219V220H38ZM48 219V220H47ZM158 219V220H157ZM161 219V220H160ZM172 219V220H171ZM175 219H176V221H175ZM184 219H185V221H184ZM94 220H97V221H94ZM102 220V221H101ZM163 220H164V222H163ZM193 220H194V224H196L195 226H197L196 228L194 227V225L193 224H190V223H192L193 222ZM200 220V222H198ZM203 220H205V218L203 219ZM234 220V218H232L231 219V221H233ZM242 220L237 224V226L238 227H244L245 226V229L243 228L242 229V231L244 230V232L246 233L247 232V230H246V228H247V226H246V224H244L245 222H243V224H242ZM245 220H247V219H245ZM3 221V222H2ZM26 221V222H25ZM33 221H38V222H34L33 223ZM158 221V222H157ZM170 221V222H169ZM173 221H175V222H173ZM30 222H32V223H30ZM160 222V223H159ZM166 222V223H165ZM189 223V226H193V228H192V226H191V228L188 226V224L187 223ZM198 222V223H197ZM39 223V224H40ZM46 223V224H45ZM143 223V222H142ZM141 223V224H142ZM172 223V224H171ZM174 223V224H173ZM184 223H186V225L187 226H185V227H187V228H184V226H183V224ZM241 223V224H240ZM29 224V225H28ZM33 225V226H35V225H37V226H35V227H31V225ZM43 224V225H42ZM51 224V225H50ZM98 224V223H97ZM96 224V226H97V228H96V226H95V228H96V231H95V235H94V237L96 238H101V235L102 236H104L105 234V231H104V228H101V226L99 225H97ZM168 224H170L171 226H174V227H171L170 225H168ZM200 224V225H199ZM204 224V225H203ZM258 224H260V223H258ZM45 225V226H44ZM185 225V224H184ZM203 225V226H202ZM51 226V227H50ZM142 226H144V225H142ZM146 227L148 226L147 224L145 225ZM169 227V230H167L168 229V227ZM200 226H202V228L200 227ZM30 227V228H29ZM43 227V228H42ZM176 227V228H175ZM189 227V228H188ZM200 229H199V228ZM47 230H46V229ZM55 228H56V230L58 231H56L55 230ZM172 228V229H171ZM184 228V229H183ZM34 229V230H33ZM48 229H49V231H48ZM52 229H53V231H52ZM101 229V230H100ZM186 229H187V232H186ZM188 229H190L191 230V232H190V230H188ZM193 229V230H192ZM196 229V230H195ZM218 229V230H217ZM224 231H223V230ZM98 230V231H97ZM172 230V231H171ZM185 230V231H184ZM7 233H6V232ZM23 231H25V232H23ZM100 231V232H99ZM102 231V232H101ZM23 232V233H22ZM51 232H53V233H51ZM55 232V233H54ZM57 232V233H56ZM170 232V233H169ZM174 232V233H173ZM176 232V233H175ZM7 234V236H6V234ZM47 233V234H46ZM52 235H51V234ZM98 233L100 234V236L98 235ZM189 233H192L193 235V238H192V236H190L191 234H189ZM23 234V235H22ZM55 236H54V235ZM61 234V235H60ZM97 234V235H96ZM168 234V235H167ZM174 234V235H173ZM189 235V236H187V235ZM194 234H196V236H194ZM220 234V235H219ZM46 235V236H45ZM156 235H158L159 237H156ZM199 237H198V236ZM212 235V236H211ZM148 236H149V234H148ZM154 236H155V239H154ZM161 236V237H160ZM166 236V237H165ZM181 238H180V237ZM186 238H189V239H187V240H189L190 241V238H192V242L190 241V244L189 245H187L188 243V241L184 238V237ZM208 236H210L209 237V239H207L206 240V238H208ZM8 237V238H7ZM24 237V238H23ZM47 237V238H46ZM57 237V238H56ZM165 239H164V238ZM174 237V238H173ZM176 237H178V238H180V239H177ZM56 238V239H55ZM109 238L110 239H104L102 242H101V245L103 244V242L105 243V240H106V242L108 241V243H109V246H111L108 250H107V252H106V254L110 257L111 256V258H109V260H108V263H109V261L111 262V263H109V264H118V262H121V263H119V264H140L141 262L139 261L138 262V260L136 261V260H134L133 259V257H132V255L130 256V255H128V253H122V252H120V251H118V249H120V246H118L119 244H112V245H110V243L112 242V240H111V238H112V236L110 237L109 236ZM167 238V239H166ZM176 238V239H175ZM195 238V239H194ZM196 238H198L197 239V241H196V243L197 244H195V240H196ZM60 239L62 240V241H60ZM159 241H158V240ZM164 239V240H163ZM183 239L185 240V242H182L183 241ZM111 240V241H110ZM169 242V243H167V241ZM54 241V242H53ZM173 241V242H172ZM187 241V242H186ZM20 242V243H19ZM55 242H57L56 244H55ZM62 242H63V245H61L62 244ZM71 243H73V241L71 240L70 241ZM81 242V241H80ZM165 244H164V243ZM177 242V243H176ZM179 242V243H178ZM53 243V244H52ZM60 245H59V244ZM160 243H161V245H160ZM176 243V244H175ZM181 243V244H180ZM184 243V245H182ZM193 243H194V245H195V247H197L196 249L194 248V246H193ZM18 244V245H17ZM55 244V245H54ZM187 246H186V245ZM237 244H239L240 245V247H242L241 246V244H243V243H241V242H238ZM236 243L233 245V247H235V249H237V248H239L238 247V245H237ZM9 245V246H10ZM51 245V246H50ZM101 245H99V246H101ZM114 245V246H113ZM173 245H175V248L177 249L178 248V246L180 247V249H178L177 250V252H176V249L174 248V246ZM243 245H246V243H244ZM56 246H60L59 248L58 247H56ZM115 247L114 249H113V247ZM173 246V247H172ZM182 246H186V248L185 247H182ZM189 246H193L192 248H194L195 249V251H194V249H193V251H192V248L190 249V247ZM51 247H53V248H55L56 249V251L57 252H55L54 251V249L53 248H51ZM106 247H108V245L106 244ZM118 247V249H116ZM168 247V248H167ZM159 248V249H158ZM170 248V249H169ZM189 248V249H188ZM202 248L204 249L205 247H203L202 246ZM50 249V250H49ZM52 249H53V251L55 252V256L54 255H52V257H51V255H48V254H51V253H53V251H52ZM164 249L165 250H171V251H173L172 253H170V254H172V255H166L165 257L163 256V251H164ZM185 249H187V250H185ZM161 250H162V252H161ZM181 251V257H180V251ZM183 250V251H182ZM49 251V252H48ZM52 251V252H51ZM111 251V252H110ZM116 251V252H115ZM118 251V252H117ZM184 251H186L187 253H185ZM189 251V252H188ZM198 251V252H197ZM67 252V253H66ZM191 252V253H190ZM59 253V254H58ZM64 255H62V254ZM90 253H92V251H90L89 252V255L88 256H91L92 257V259L93 260H98V261H102V259L100 258V257H98V255L97 254H99V253H97L96 254V256L95 255H93V254H91L90 255ZM109 253V254H108ZM196 253H197V256H196ZM112 254H113V256H112ZM177 254V255H176ZM193 254V255H192ZM114 255H116L117 257H119L120 256V258H118V259H116L117 257L116 256H114ZM119 255V256H118ZM126 255H128L127 257H130V258H127L126 257ZM174 255V256H173ZM185 255V256H184ZM187 255V256H186ZM189 255H190V258H189ZM47 256H45V257H47ZM55 257V260L53 259L54 257ZM168 256V257H167ZM176 256V257H175ZM193 256H195L196 258H198V260L197 259H195V257H193ZM61 257V258H60ZM84 256H82V259L85 261V258H83ZM94 257H96V258H94ZM98 257V258H97ZM126 257V259L125 260H123L122 258H125ZM180 257V258H179ZM132 258V259H131ZM164 258H166V260L164 259ZM172 258H173V261H172ZM182 258V259H181ZM184 258V259H183ZM186 258V259H185ZM47 259V258H46ZM49 259V261H50V264H51V260ZM161 259V260H162ZM168 259V260H167ZM178 259H180V260H178ZM191 259V260H190ZM214 259V260H213ZM114 260V261H113ZM120 260V261H119ZM194 260V261H193ZM196 260V261H195ZM217 260V263L215 262ZM58 261V262H57ZM112 261H113V263H112ZM124 261V262H123ZM169 261V262H168ZM170 261H171V263H170ZM187 261V262H186ZM218 261H219V263L220 264H234V262H232V261H228V260H223V259H217V258H211L210 259V261H209V259H208V262L206 263V264H211V262H213L212 264H219L218 263ZM224 261V262H223ZM226 261V262H225ZM59 262H61V263H59ZM179 262V263H178ZM198 262V263H197ZM236 262V264H237V261H235ZM106 263H107V261H106ZM142 264V263H141ZM150 264H155V263H150Z\"/></svg>","mask_w":264,"mask_h":264}]
</instances>
